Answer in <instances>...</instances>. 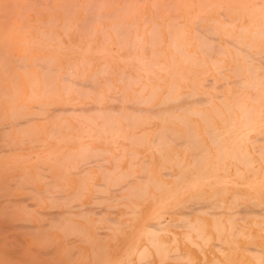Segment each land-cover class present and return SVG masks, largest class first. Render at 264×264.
Returning a JSON list of instances; mask_svg holds the SVG:
<instances>
[{
    "label": "rangeland",
    "instance_id": "rangeland-1",
    "mask_svg": "<svg viewBox=\"0 0 264 264\" xmlns=\"http://www.w3.org/2000/svg\"><path fill=\"white\" fill-rule=\"evenodd\" d=\"M14 1H15V4L18 3L19 1L23 2V4H22L23 6L26 4L30 5V9L34 10L37 14L38 13L39 14L38 15L35 14L34 11L31 12V10L28 11L29 8H27L26 9L27 11L25 10L24 11L25 13L23 15V13H21V12H23L22 8L24 9V7L23 6L19 7L21 2H19L20 4H17L15 6ZM32 1H34V0H32ZM32 1H30V0H27V1L26 0H0V29H1L0 32L2 33L0 35V43L2 42L1 44L3 46H5L3 48L6 49L8 54H10L11 59H12V66H13L12 69L15 70V72H17V74L15 75L17 77H11L10 76V77L5 78L2 73L0 74V83H1L0 88L2 87L0 90H1V92H2V90H4V92L11 94V95L15 94V101L16 102L14 101V106L23 105V107H25L27 109V111L30 112V116L34 115L33 116L34 117L33 120H34V124H35L34 129H36V131H39L41 133L42 140H31L32 141L31 142L30 140L27 139V137L24 133H23V135H21L22 132H18V134L16 133V131L13 132V136L15 137V139H18V140L23 139V141H20V142L16 141V142H18L17 148L21 149V150H17L16 153H21L25 157L24 161L22 163H19V164L26 167L25 171H27L29 176H31V178L34 179V181L31 182L32 179L28 178V182H27V183H30L31 185H33L34 187L27 185L24 190L18 191L19 190L18 189L15 191V193H19V194L23 195L24 197L29 194L28 196L33 197L31 199H29L28 196H27L28 198L25 197L26 198L25 200H27L29 202V204H28V202H25L26 205H28L27 207H29L25 211V214L28 217L29 216L31 217L32 220H30V221H32V225L43 226V224H44L43 232L44 231L45 232L47 231L46 233L49 232L48 234H46L47 238H50L53 240V241L51 240L52 242L50 241L51 244L57 245L58 254L56 256L59 255L57 257L59 262L63 261L65 263V260L67 259L66 256H68V254L66 253V250L68 252L67 248H68V245L70 244L69 247L73 248L72 250H74V248L77 247V248H75L74 252H76V254L78 256H76V254L73 252V255L75 254L74 255L75 258L73 260L74 264H80V263L81 264H92V262H93L92 261L93 260V258H92L93 251L91 249V244H92L93 240L91 241L90 239L93 236L97 237L99 235H100L101 240L103 242L102 245H104L105 247L108 248V257L110 258V260L115 261L116 259H118L119 255L124 252V250H127L133 246L140 247L141 246L140 242H141V240L144 239L143 233H141V232H143V230L145 228H147L148 226L156 224L158 222V220L156 218L158 216V214L162 213V216H163V213H164V216L163 217L161 216V220L165 218L163 220V221H165V222H163V225L166 222L168 223V225L166 223L167 226L166 225L162 226L163 231H162L161 236H162V238H164L168 241H171V242L175 241V239H176L177 241H175L176 244H174V245H176V249L178 248L177 251L181 250L180 252L185 253L184 254L185 259L184 258H182V259L181 258H179V259H176V258L173 259L172 258L173 260H175V261H173L170 258V259H167L166 262H164V261L160 262L161 258L158 257L156 253H153L151 255L152 256L151 262H150L151 264H160V263L161 264H202L203 262H204V264H214V262H215L214 260H217L215 264H220L218 261H220L221 264H253L252 259L249 258V252L246 251L247 247H249V248H260L261 250L264 249V231H262L260 228V222H262V223L264 222V211H263V209H264V207H263V204H264V178H263V176H264V153H262L264 151L259 150L261 152L259 154L258 153L259 151H257V149H253V147H256V145H257V147H259V149L264 148V139L262 140V142L256 141V142H258V144L256 142H254V140H256L258 138V136L261 137L264 134V130H262V129L249 130V137L242 140L241 142H239L238 145H235L236 144L235 139L231 138V133L229 132V131H231V128L228 129V127L222 122V119L225 118V114L220 113L219 110L218 111L210 110L209 104H210V102L218 104L219 98L216 97L217 96L216 94H220V95L226 94L228 92L227 88L229 86H232L231 84H232V79H233V75L230 72V68H231V65L233 63L229 59L230 58L229 54L231 53V49H230L231 46L224 45L225 43H228L227 40H231V37H227V36L220 37L219 32L223 31V29H224L223 26L226 23H228L226 21H228V20L231 21L234 18H240V17H244V16H248V15H249V31H253V30L258 31V29L255 28L256 26L252 20H253V18H255L257 16H262V17H259V19L260 18L264 19V15H261V14H264V6H263L264 0H239V1L238 0H231V1L230 0H181V1L180 0H155V1H158L155 3H153L154 0H132L131 1L132 6L130 4L131 10L128 11L126 8H124V9H126L125 11H127L129 14H127V12L123 11L124 10L123 7L124 6L127 7L126 3H129V0H125L126 2L124 0H118V2L116 1V3L109 6L108 8L101 7L102 10H100L99 8L97 10H95L97 8L95 6L99 5V3L100 4H103V3L106 4V2L110 4V3L114 2V0H109V1L108 0H79L81 5H78V7L76 5V4H79V2L78 3L76 2L77 0H70V1L67 0L66 8H64L65 10L61 9V8L59 9V7L66 0H36L39 3L47 4L48 9H45L46 8L45 4H43V8H42V6H40V4L38 6L31 7ZM72 1H73V3H71ZM88 1H89V3H87ZM38 2H35V3L38 4ZM201 2H203V3H201ZM205 2H207V3H205ZM48 3H50V4H48ZM86 3H87V5H86ZM260 3H262V4H260ZM32 4H33V2H32ZM155 4H156V6L158 5L157 8H156ZM203 4H205V5H203ZM28 5H27V7H29ZM173 5H175L176 7L173 8ZM257 5H259L260 7ZM10 6H15V7L10 8ZM50 6H53L52 7L53 9ZM85 6H86V8H85ZM100 6H98V7H100ZM64 7H65V5H64ZM104 7H107V6H104ZM134 7L136 10H134ZM171 7H172V9H171ZM12 8L16 9V12L12 11ZM74 8H76V9H74ZM9 9H11V11ZM170 9H171V11H169ZM232 9H234V10H232ZM17 11L19 12V14ZM65 11L66 12L68 11V12L66 13ZM95 11L96 12L99 11L100 15L103 13L106 14L107 12L111 11V12H114L115 16L114 17H112V16L107 17L108 16L107 15L105 17V15H102L100 17V15L97 14L98 12L96 13ZM75 12L77 15L72 16V14H74ZM69 13L70 14L72 13V14L70 15ZM107 14H109V13H107ZM170 14L172 17L170 16ZM64 15H66V16L68 15V17L65 16V19H64ZM88 15H90L91 20H93V24L91 25L92 28L90 27V24L92 23V21L89 20L90 18H88L89 17ZM155 15L157 17H155ZM173 15H175V16H173ZM27 16H28V18H27ZM220 16H222V17H220ZM54 17H56L55 18L56 23H54V26H51L50 24H48V23H50L48 21L49 20L51 21L52 18L54 19ZM86 17L88 18L87 20L91 21V22L85 21ZM98 17H99V19H98ZM67 18H70L69 20H71V22H70L71 24L68 23L71 26V28L68 26L70 28L68 30L69 33L67 32V29L65 28V26H64V28L62 27ZM100 18L105 19V20H102L103 23L102 22L100 23V20H101ZM154 18L156 20H154ZM173 18H174V20H173ZM205 18H207V19H205ZM197 19L201 20L200 24H198V22H196ZM255 19H257V18H255ZM19 20H21V21H19ZM80 20L85 21L86 23H82V22L77 23ZM212 20H214V21H212ZM22 21H24V23ZM155 21L157 22L158 27L155 25V23H156ZM173 21H174V23H173ZM27 22L29 23V26L25 28V23H27ZM43 22H47V25L43 24ZM238 22H241V21L238 20ZM28 23H27V25H28ZM88 23H90V24H88ZM255 23L258 24L257 21H255ZM7 24H9V27H7ZM116 24L118 25V28H119V26H121L120 28H122V29L124 28V30L122 31V29H121L122 32L121 31L118 32V30H120V29H118L116 27V29H113L116 32V35H115V32L113 30H111L112 27H109V26H112V25L117 26ZM4 25H6V26H4ZM198 25L201 26L200 27V29L202 28L201 31H199V27H197ZM252 25H254L255 27ZM78 26L82 27V28H80L82 31L76 30V29H79ZM102 26H103V29H105L104 32L102 31L103 30ZM133 26L137 27V30H136L137 33L135 32L136 28H134ZM5 27H7V28H5ZM23 27L25 29H23ZM52 27L54 29L55 37H56V34H59L58 36H60L61 39H60V37H58V38L56 37L54 40L55 43L53 41H49V40L46 41L45 39H39L41 29H45L46 31H48V29H50ZM182 27H183V29H182ZM209 27H211V28L208 31L207 29ZM62 28H63V30L66 29L65 30L66 33H64ZM4 29H6V30H4ZM7 29L11 30L12 33L10 35H9L10 31L8 32ZM195 29L199 33L201 32V36L199 34L197 35L198 32H196ZM210 30L212 32H210ZM259 30L264 31V27L260 28ZM15 31H17V32H15ZM94 32H95V34H94ZM105 32L107 34H109L110 38H107V34ZM208 32H210L211 34L210 33L208 34ZM135 33H136V35H135ZM170 33L173 36H171ZM202 33H203V35L204 34L208 35L207 37L209 39L212 36H214L215 39L214 38L213 39L211 38V40L208 39L210 41V44L211 43L213 45L219 44L217 46V48H219V49L221 48V49L220 50H217V48L212 49L213 45H211L212 46L211 52L210 51L207 52V53H209L208 55H206V53L203 54V52H204L203 50H202L203 52L202 51L198 52L196 50L197 54L194 56L191 55V57L187 56L185 54V51L183 53L181 52V54H180V52H175L172 50L171 44H172L174 39L179 40L182 43L183 41H186V38L192 39L194 37L193 40L197 41V39H199V38H197V37L195 38V36H199V37L203 38L204 36H202ZM6 34H7V36H6ZM66 34H67V36H69L68 38H67ZM103 34L106 36V37L105 36L104 37L107 38L105 40H108V43L106 41H104ZM20 35H21V37H20ZM210 35H212V36L210 37ZM80 36H81V38H80ZM129 36H130V39H129ZM135 36H137V37H135ZM118 38H121L120 43L124 45L123 46L124 49L123 48L121 49L122 45L119 44ZM122 38H123V40H122ZM127 38L130 41V44L132 42L134 43V41H135L134 44L136 45V47L133 43L131 46L128 43L129 41L127 40ZM124 39H125V42L127 44H125ZM109 40H111V42H109ZM214 40H217V41H215L216 43H213ZM21 41H23V42H21ZM57 41H59L58 44H56ZM24 42H26V43H24ZM31 42H32V44H31ZM89 42H91V43H89ZM222 43H224V44H222ZM9 44H10V47H9ZM2 45H1V47H2ZM6 45L8 47H6ZM43 45L45 47H42ZM62 45H64V47ZM119 45H121V46H119ZM104 46L106 47V50H105ZM128 46L129 47L131 46V50H129L130 48ZM28 47H30V48H28ZM214 47H216V46H214ZM28 49H30V51H27ZM188 49H190V48L188 47ZM193 49H196V48H193ZM99 50H101V51H99ZM213 50H215V51H213ZM263 50H264V46H258V48L254 47V46H249V51H250L249 62L251 60V62L249 63V66L250 65H257L258 66L257 70H259V71H264V60H263L264 57H261V54L264 53ZM130 52L131 53L133 52L132 53L133 55L130 54ZM214 52H216V53H214ZM134 53H135V55H134ZM219 53H221V54L219 55ZM258 53H259V55H256ZM184 54L186 55V57ZM157 55L160 58L156 57ZM53 56L56 58L55 63L53 62L54 61ZM14 57H20V58H18L19 64L15 63V61L13 60ZM131 57H132V59H131ZM183 57H185V58H183ZM21 58H24L25 60H22L23 62H20ZM38 58H39V60H38ZM49 58H51L50 60H52V61L48 60ZM128 58H130V59H128ZM252 58H253V60H252ZM16 59L17 58H15V60ZM43 59H45V60H43ZM42 60L45 62L48 60L46 62V66L44 65L45 63ZM217 60L221 63H219ZM24 61H26L27 64L29 63L30 66L23 64ZM33 61L35 62L37 68L35 66H33ZM36 61L37 62L40 61V63L42 62L41 64L44 63L43 64L44 66L41 65V67L39 68L40 64L39 63L37 64ZM49 61H50V63L52 62L51 65L47 64V63H49ZM156 61H157V63H155ZM173 61H174V63H172ZM150 62H151V65L149 66ZM175 62H176V64H175ZM193 62H195L196 65ZM261 62H263V63H261ZM21 63H22V65L20 66ZM84 63H85V65H84ZM192 63L194 65H192ZM173 64H175V67ZM215 64L217 66H215ZM0 65H2L1 61H0ZM15 65L20 66L23 70H21V68H19V67L17 68ZM42 66L45 68H43ZM48 66H51V68L54 67L53 69L55 71L57 68V70L59 71V72L53 71L54 75L57 76V80L55 83L59 87L60 92H62L66 96H65V99H60L57 101L56 100H54V101L50 100L49 102H50L51 107L48 105L44 106V107H40V106H42L41 100L42 99L44 100L45 95L47 94L46 88L48 86L45 87V85H44L45 83L43 84V81L45 82V80H47V77L43 76L42 74L45 75L47 70L50 68ZM102 66H105V67H103V68H106L105 70H107V66H108V70L107 71L103 70ZM46 67H48V69H46ZM168 67H169V69H168ZM1 68H2V66H0V70H1ZM83 68L85 69V71L83 70ZM219 68L221 69V71L218 70ZM42 69L44 71L46 69V72H44ZM100 70H101V73H102V71L105 73L101 74ZM121 70H124L123 73H121ZM124 72H125V74L127 73L128 76L132 75L133 76L132 78L134 80L131 79L130 77L127 78V74L124 75ZM95 73L97 75H95L96 77L95 76L93 77L92 75H94ZM65 74H66V76L71 75L72 76L71 79L73 80V82L71 81V79L69 77L63 76ZM129 74H131V75H129ZM196 74H198L199 76ZM221 74H222V76H221ZM46 75H47V73H46ZM80 75H82V76H80ZM43 77H45L44 80H43ZM62 77H63V79H62ZM92 77H93V79L95 78L94 79L95 83L93 82L95 88H94V86H92L93 83H91V81H93V79H90V78H92ZM222 77L224 80L228 81V83H226V81L222 80ZM96 78H97V81H96ZM135 78H137V80L139 79L138 80L139 82ZM206 78H211V79L215 78L214 79L215 82H212V81L207 82ZM65 79L69 80V82H70L69 85H68V81H66ZM128 79H131V80L128 81ZM150 79H151V81H150ZM63 80H65L66 82ZM86 80H89L90 82L87 81L88 82V84H87V82H85ZM123 80H125V81H123ZM76 81L77 82L80 81V83L82 81H84V83L82 82L80 85H85V83H86L87 87L86 86L85 87L75 86ZM13 82H14V84L12 86ZM107 82L110 84V86L108 85ZM122 82L123 83L126 82L127 84L126 83L123 84ZM28 83L30 84L31 87L29 86ZM89 83H91L90 85L92 87V89H91L89 86L90 90L88 89ZM134 84H136V85L134 86ZM62 85L63 86H69L70 88L69 87L63 88ZM128 85L129 86L131 85L129 89H127L129 87ZM216 85H221V86H218L219 87L218 88ZM74 86H75V88H74ZM123 86L126 88H124ZM13 87L15 89H13ZM44 88H45V90H44ZM82 88H83V90H82ZM75 89H77V90H75ZM78 89L79 90L81 89L83 91V93L86 92V90H88L87 92L90 91V93H94V92L95 93H94V95L88 93L89 98H86L85 96L81 95L82 91H79ZM14 90H15V92H14ZM66 90H68L70 92H68V91L66 92ZM77 91H79V92H77ZM96 91H97V93H96ZM143 91H145V92L143 93ZM194 91H195V93H194ZM254 91H255L254 89L249 88V96L255 95L257 93V91H255V93H254ZM218 92H220V93H218ZM41 93H44V95ZM78 93H79V95H78ZM119 93H121L120 94L121 97H120ZM203 93H205V94H203ZM33 94L34 95L36 94V95L34 96ZM84 94H87V93H84ZM110 94H112L113 98L109 97ZM137 94H139V96ZM184 94L186 96L185 98H184ZM80 95L82 97H79ZM95 95H96V97H95ZM99 95H101V97ZM114 95L117 97H120L122 102L120 99H119V101L116 100ZM205 95L207 96V98L208 97H210V98H208L207 100L203 99L202 96L206 97ZM33 96H34V98H32ZM147 96L148 97L151 96V97L147 98ZM182 96H183V98H182ZM0 97H1V101H2L4 109L9 110V108H8V107H10L9 103L6 101V99L2 98V93H0ZM41 97H43V98H41ZM97 98H99V99L97 100ZM164 99H165V101H164ZM171 99H172V101H174L173 103H172V101L170 102ZM148 100L150 103L148 102ZM201 100H205V101L203 102ZM99 101H100V103H98ZM135 101L137 102V104ZM45 102H46V100H45ZM130 102L133 104H131ZM168 102H170L169 103L170 105L168 104ZM38 103H40V104L37 105ZM116 103H118V105H116ZM127 103L129 106L127 105ZM82 104L85 105V107ZM89 104L90 105L92 104V105L89 106ZM97 105L100 107H98ZM32 106H33V108H32ZM36 106H38L37 109L35 108ZM92 106H94V107L92 108ZM57 107L61 110H64V109L65 110L61 111L62 116H61L60 112H59L60 115H58V113H57L58 111L54 112V114L52 113V115H54L53 117L57 116V117H59V119H57L55 117V119H53L54 121L53 120L51 121L50 119H52L53 117L51 118L50 113L52 112L53 108H57ZM41 108H43V109L45 108L44 111L41 112L40 110H43ZM104 108H106L108 110L110 108L111 109L108 111ZM113 108H115V110H112ZM66 109L67 110L69 109V110L67 111ZM77 109L80 111H78ZM98 109H99V112L97 113ZM117 109L119 111H117ZM122 109H123V111H122ZM140 109H141V112H140ZM184 109H185V111H183ZM197 109L199 110L198 112L201 114L200 116L194 113V111L196 113H198ZM93 110L95 111L94 113H93ZM187 110L190 113H187ZM65 111H67L68 113L71 112V114L69 113V115H67L68 113H66ZM90 111L92 113H90ZM100 111H101V113H100ZM110 111H112L114 113L113 114H112V112L108 113ZM151 111H152V113H151ZM43 112L45 113V115L47 117L44 115ZM160 112H161V114H160ZM103 113H104V116L102 117ZM129 113H130V116L132 115L131 117H133L134 120H132V118L130 116H129L130 118L127 116V115H129ZM75 114H77V115H75ZM80 114H82V115H80ZM109 114H111V116L113 115L112 120L116 121V123H114V125L110 122H108V125H107V123H104L108 119L109 120L111 119ZM118 114L119 115L121 114V116L122 115L123 116L122 117L118 116ZM139 114L142 117H140ZM97 115H99V116H97ZM175 115H177V116L175 117ZM180 115L181 116L183 115V116L180 117ZM83 116L87 120L84 119ZM125 116H127V117L124 120ZM155 116L157 118H154ZM35 117H36V119H35ZM104 117H105V119H104ZM205 117H207V118H205ZM39 118H41V119H39ZM89 118H91V119L94 118L92 120V122L95 121L96 124L89 122L91 120V119L89 120ZM63 119L65 121H63L62 124H60L59 121H62ZM181 119H184V121H182ZM205 119H207V122ZM127 121H130V122L127 123ZM131 121H133V124ZM135 121H137V122H135ZM186 121L189 124L188 126H187V123H185ZM52 122H53V124L55 123L54 125L56 127H54V125H53V127L51 128ZM66 122H67V124H66ZM81 122H83V123H81ZM184 123L186 124L187 127L185 126ZM109 124L111 127L109 126ZM118 124H119V126H118ZM206 124H208V126L210 125L212 129H208L209 127ZM62 125H64L65 129L67 128V126H70V127H72V130H70L71 128L68 127L69 129L67 128L68 129V131H67L63 128ZM83 127H84V129H87V130L85 131L83 129ZM88 127H90V129ZM101 127H103V128H101ZM55 128H56V131L58 130L57 134H56ZM112 128H114L113 129L114 131L112 130ZM81 129H83V130L81 131ZM102 129H105V131ZM161 129L163 131L168 129V130H170V131H167L168 133L173 131V133L177 137L179 136L177 141L175 140L176 143L174 142V140L173 141H170V140L173 138H177V137L175 135H173V133H169V134L167 133L168 134L167 137L169 135H171L172 138L171 137L167 138V140H166L167 142L164 143L165 146L163 143L160 144V137H159L160 135L158 134V132ZM213 129H215V132ZM227 129H228V132H227ZM210 130H213L214 133L218 132L217 133V134H219L218 138H217V136H214L213 132L211 133ZM103 131L105 132V134ZM163 131H160V132L163 134ZM175 131H176V133H175ZM187 131H190V134H192V135H190ZM99 132H102V133H99ZM179 133H180V135H179ZM187 133H188V137L190 139H192L191 143L188 141L189 138L187 137ZM261 133H262V135H261ZM53 134L59 135V136H54ZM61 134L63 136H61ZM70 134H72L73 136H71ZM114 134L115 135L118 134V136L116 135L117 137L116 136L114 137L113 136ZM189 135L193 136L194 139H195L194 135H197L195 142L193 141V138L190 137ZM133 136L137 140H133V139H135ZM212 136L216 137L217 139L216 138H215V140H214V138L212 139ZM51 137H53V138H51ZM91 137H93V138H91ZM96 137H98V139ZM132 137H133V139H132ZM155 137L157 139H155ZM179 138H180V140H179ZM75 139L79 140V141H76ZM82 139H84V140H82ZM128 139H130L131 141H129ZM155 140H157V142ZM181 140L186 141V144H183L184 141H181ZM217 140H218V142H216ZM258 140H260V139H258ZM28 141H30L32 144H30V142H28ZM99 141L101 143H98ZM154 141H155V143H154ZM178 141H181L182 143H180V142L179 143L183 144L184 147H181V145H179V144L178 145L180 147L178 145H176ZM196 141H198L199 146H197ZM219 141L221 143H219ZM211 142H214V143H211ZM217 143H219V144H217ZM166 144L168 147L166 146ZM195 144L197 147L201 146L203 148L202 149L200 147L202 149L201 153H199L201 150L200 148L194 147ZM219 145H221V146H219ZM81 146L85 147L89 152V155L85 159L78 158L77 160L73 161L72 158L69 157L68 160H66V156H70V155L73 156L74 153H77L82 148ZM237 146H238V149L240 151H242L244 153L245 152L249 153V158L246 159L248 161L249 160L251 161V162L249 161L250 163L248 162L249 165L246 164L247 161H245V159H243L244 157L241 158L239 156L235 160L234 157H231L229 155L231 152H233V150ZM164 147H166V149H164ZM71 148L73 150L77 148V151H75V150L73 151ZM161 149H162V152H161ZM196 149L197 150L200 149L198 151V154H196V152H197ZM217 149H219V151L220 150L221 151L218 152ZM100 150L102 152H103V150H105L104 151L105 153L104 152L102 153ZM22 151H23V153H22ZM95 151H97L98 153H96ZM223 151L225 152L224 153L225 155L222 154ZM25 152H27V153H25ZM47 152L48 153L50 152V154L53 153V155L55 152L58 155L55 154L56 156L55 155L52 156V155H49ZM93 152H94V156H93ZM36 153H37V155H36ZM219 153H220V155H218ZM31 154H33V155H31ZM96 154H97V157L99 159L96 157ZM99 154L101 156H99ZM25 155H31V156H25ZM102 155L105 158L104 165H103V162H102V164H100V162L104 160V158H103V160L100 158V157H102ZM197 155H199V157ZM47 156H51L53 158H49ZM191 156H193V157H191ZM200 156H201V158H200ZM13 157H12V161L17 160V158H13ZM15 157H16V155H15ZM115 157L117 159L119 157H121L122 160L119 158L120 161H119V159H118V161H117V159L115 161V159H114ZM164 157L166 160L164 159ZM54 158H57V160L59 162ZM96 158H97L99 163L95 162ZM37 159H39V160H37ZM41 159H43V161ZM44 159H46V160H44ZM93 159H95V160L93 161ZM100 159H101V161H99ZM108 159H109V161H108V163H106L107 162L106 160H108ZM242 159H243V161H242ZM53 160H55V162H54L55 164L53 163ZM82 160H86V161H84L85 163H83ZM143 160H144V163L141 162ZM146 160H148V161H146ZM177 160L179 163L177 162ZM238 160L241 163L242 162H244V163H242V164L240 162L238 163ZM60 161H62V162L64 161L65 163L64 162L62 163ZM66 161H67V163H66ZM194 161L198 165L196 163L193 164ZM37 162L40 164H37ZM81 162L83 164H81ZM71 163L74 164V167H72ZM114 163H115V165H114ZM117 163L120 164L121 168L119 167V165ZM147 163H149L148 167H147ZM175 163H177L178 165ZM65 164L67 166H65ZM80 164L84 167H81ZM85 164L87 167H85ZM99 164H100V168H99ZM101 165H103L104 169H103V167H101ZM194 165H195V167L198 166V168L195 169L193 167ZM246 165H248L249 167H247ZM40 166H41L42 170L39 169ZM48 167H50V168H48ZM204 167L206 168V170ZM73 168H75V170H73ZM235 169H238V170H235ZM18 170L20 171V169H18ZM18 170L14 171V172L17 173V172H19ZM142 170H144L146 172H144V171L142 172ZM224 170L226 172H224ZM38 171H39V173L37 174V176H38V178H37L36 173ZM69 171H71V172H69ZM81 171H82V173H84L86 171L85 172L86 174L82 175ZM110 171H112V172H110ZM251 171H253V172H251ZM122 172H123V174H119ZM131 172H134V173H131ZM249 172L254 173L255 176L250 175L251 173L248 174ZM128 173H129V175H127ZM163 173H168L170 175L167 174L168 175L167 176V175H164ZM60 174H62V175H60ZM103 174H104V178L102 176ZM106 174H109V175H107L109 177H106ZM132 174H133V177H132ZM171 174H173L175 176H172ZM124 175H125V177H124ZM144 175H146V176H144ZM202 175L205 178L204 177L202 178ZM45 176H46V178H45L46 181H48L46 183L43 182V181H45L43 179ZM116 176L117 177L122 176L124 179L122 177L117 178ZM215 176L217 178H213ZM251 176H252V178H251ZM40 177L41 178L43 177V178L41 179ZM47 177H48V179H47ZM140 177L144 179V181L142 183H141V181L143 179H141ZM174 177H176L177 179L182 178L183 181H181V179H180L178 182V180ZM39 178L41 180H39ZM51 178H52V180H51ZM55 178H57L56 179L57 183L53 181V179L55 180ZM102 178H103V180H102ZM113 179H114V181H113ZM207 179H208V181H207ZM209 179H210V181H209ZM254 179H256V180H254ZM94 180H96V181H94ZM117 180H118V183L115 182ZM69 181H71V182L69 183ZM107 181H109V182H107ZM146 181H147V183L150 182L149 185L146 183ZM51 182L53 183V185L54 184L59 185L57 190L53 185H52L53 189L51 190V184H52ZM131 182H132V184H131ZM144 182H145V184H144ZM201 182H203V183L201 184ZM45 184L47 185V187H45ZM48 184L50 185V187H48ZM82 184H84V186ZM122 184H123V186H122ZM127 184H128V186H127ZM195 184H197V186H194ZM130 185L132 187L134 186L133 188L135 189V193H136V191H138L140 189H141V191L136 193V194L131 193V191L133 192L134 189ZM144 185H145V188H144ZM181 185L182 186L184 185L183 186L184 188ZM28 186H30L29 189H28ZM63 186H65V187H63ZM96 186L98 188L101 186L100 188L104 189L106 196L104 194V191L103 190L99 191L100 189L98 190V188ZM119 186H120V188H119ZM121 186H122V188H121ZM125 186H127L126 188H128L127 189L128 192H127V190H124L125 188L123 189V187H125ZM190 186H192V187H190ZM59 187H60V190H58ZM154 187H155V189H154ZM31 188H32V190H31ZM33 188L37 189L38 193H37V191L33 190ZM48 188L51 191H49ZM158 188H160V189H158ZM217 188L219 189L217 191H219L220 194H215L217 192L216 191ZM223 188L225 191L223 190ZM44 189L48 190L49 192L44 191ZM121 189H123L124 192H123V190L121 192ZM63 190H65L66 193L65 192L62 193ZM143 190L145 193H141ZM170 190L173 191L174 193L171 192ZM182 190L184 191V194H183ZM41 191H44L45 194L47 192L46 197L44 194H42ZM115 191H118L119 193L115 192ZM28 192H31V193H28ZM39 192H41V193H39ZM50 192H52V193L50 194ZM54 192L56 195H54ZM221 192H224V193H221ZM48 193L50 194L49 197H48ZM60 193H62L63 196L64 195L66 196V194H67L66 197L65 196L63 197L64 199H66L67 197H69V198L71 197L70 199L67 198L68 199V200L66 199L67 201H69L71 199H72L71 201H73V199H75L74 202H71L72 204H70L66 200H60V196H57V195H61V197H62V194H60ZM76 193H79V194H76ZM99 193H102V194H99ZM117 193L119 194L118 196L116 195ZM140 193L143 195H141V196L139 195V198H138V194H140ZM38 194H40V195L36 196ZM149 194H150V196H149ZM236 194H238V195H236ZM136 195H137V197H136ZM234 195H236V196H234ZM56 196H57V198L59 197V199L56 198L58 200V202L54 201V197H56ZM142 196H144V197H142ZM214 196H215V198H213ZM191 197L192 198L195 197V198H193L195 203L194 202L188 203V202H191L190 201V200H192ZM233 197H235L237 199L234 200L235 198L233 199ZM245 197L247 199H245ZM36 198L41 199V201L40 200L38 201ZM63 198H61V199H63ZM210 198L212 200H209ZM101 199L105 200L104 204H103V200H101ZM129 199H131V200H129ZM195 199L199 200V201H196ZM109 200H112V201H109ZM167 200H168V202H167ZM65 201L67 204L64 203ZM94 201H95V204H94ZM185 201H186V203H185ZM217 201L218 202L223 201L222 202L223 206L221 205L222 203H218L217 204L218 207H216ZM252 201H254L253 203L255 205L252 203ZM34 202H36V203H34ZM59 202H61V203H59ZM111 202H113V203H111ZM163 202H164V204H163ZM201 202H202V206L200 205V208L203 207L204 204L207 207L210 205V207L206 208V206H204L205 208L203 210H202V208L200 209L198 206ZM180 203H181V205L183 204L182 207H181ZM193 203L196 204L197 206L193 205ZM234 203H235V206H233ZM260 203H261V206L259 207ZM68 204H69V206H67ZM75 204H79L81 206L85 205V207L87 206L86 207L87 210L84 208V206L81 207V210L83 211V213H82L80 208H78L79 206L77 207V205H75ZM191 204H192V206H195L196 208L193 207V209H191ZM236 204L239 206H237ZM33 205H36V206H33ZM122 205H124V206H122ZM211 205H213V206L215 205V206L213 207ZM75 206L78 208L77 210H76ZM115 206H118V207H115ZM242 206L245 207L246 209L245 210L242 209L243 208ZM49 207H51L52 209H50ZM67 207H69L70 209L69 208L65 209ZM101 207H103V208H101ZM111 207H113V209L115 207L116 208L115 211ZM176 207H179V210H177L178 208L176 209ZM222 207H223V211H221ZM73 208H75V209L73 210ZM96 208L101 209L99 212L101 214H103L102 216H101V214L99 215ZM197 208H199L200 210L199 209L197 210ZM217 208H218V210H216ZM232 208H233V210H232ZM53 209H55V210L58 209V211H56V213L60 212L58 214V217L61 216V213L68 212V213H65L66 215H64L63 217L64 218L69 217L68 219L71 218L70 221L76 223L75 225L79 224L78 226H80V228H83V227L87 228V229H85V232H87V234L85 233L84 235L86 237L89 236L88 237L89 239L85 238L84 235H79V233H77L79 235L78 236L76 234V232H74L75 233L74 237H76V239L72 238L73 233H71L70 230L69 231L66 230L68 228L65 227V225H64L65 223H62L61 224L62 226L60 227V223L56 222V219H52L53 218L52 215L55 214V212H53ZM110 209H112L113 211ZM152 209H154V210H152ZM180 209H181V212H180ZM183 209L186 212V214H185V212L183 213ZM206 209H211V212L209 210H208V212H206ZM227 209L230 212L232 211L231 212L232 214L230 213L228 215ZM239 209L240 210L242 209V211L245 213L248 212L250 214L252 211L254 213L251 215H246L241 211V214H240V212H238V211H240ZM249 209H252V211L250 210L251 211L250 212ZM63 210H65V212ZM96 211L101 218H99V216H96L97 214L95 215ZM111 211L113 212V214H114V212L116 214L113 215L111 213ZM165 211H167V213ZM39 212L41 214H39ZM189 212H190V215H189ZM236 212H238V214ZM42 213H44V216ZM71 213L74 215L76 213L77 216L75 215V217H73ZM84 213H87L90 215L87 216V214L85 215ZM206 213L207 214L212 213L215 218L211 216L212 214L206 215ZM255 213H256V215H254ZM258 213H260L262 215H257ZM28 214H30V215H28ZM78 214H82V215H84V217L87 216V218L85 217L86 221L84 220L85 218L80 219L83 217H82V215L78 216ZM167 214H168V216H167ZM182 214H183V216H186V219H185V217L183 219ZM235 214H236V217L232 218V217H234L233 215H235ZM112 215L115 217V219L111 218ZM239 215L241 217H239ZM42 217H44V218L42 219ZM76 217H79V218H76ZM92 217H93V219H92ZM244 217L246 218V219H244V221H239L240 219L242 220V218H244ZM26 218L27 217H24L25 220H26ZM229 218L233 219L232 220L233 226H231L232 230L235 229L234 231H237V232H235V235H234L235 238L233 236L232 239H231V236H228V232H230V229H231L230 228L231 219H229ZM236 218L238 220H234ZM48 219L50 221H48ZM88 219H90V220H88ZM227 219H228V221L230 220V223H228ZM27 220H28V218H27ZM27 220H26V222H27ZM37 220H38V222H37ZM100 220H102V221H100ZM112 220H114V222L115 223L117 222L118 224L116 223V226H114L115 223H113ZM215 220L217 223H219V224H217L218 226L215 225V223H216ZM218 220L220 222H222V225L220 224V222ZM119 221H120V223H119ZM171 221H172V223L175 222V224H172ZM178 221L180 223L183 222L184 226L182 224L180 225V223H176ZM192 222L193 223L195 222L194 223L195 225L198 224L200 227L199 229L203 230L201 232V233H203L202 234L203 238L200 239L198 237L197 233L194 231L192 232V230L188 227V225H190ZM244 223H245V225H244ZM28 224H31V223L28 222ZM45 224H48L49 227L46 228L45 226H47V225H45ZM106 224L108 226H106ZM146 225H148V226H146ZM237 225H238V228L236 227ZM51 226L54 227V230H52L53 228L49 230V228ZM215 226L217 227L219 232L217 230H214ZM101 228H103V231H101V233L99 234ZM116 229H117V231H116ZM221 229H224V231L223 230L221 231ZM59 230L63 231V232L61 233ZM112 230L114 231V234L112 233ZM201 230H199V231H201ZM66 231L69 232V234ZM45 232L43 233V238L45 237L44 236ZM102 232L104 235L102 234ZM63 233H65L68 240L63 241V238H64ZM190 233L193 237V240L188 239V235ZM238 233L240 235H238ZM101 234L103 235V238H102ZM174 234H175V236H174ZM218 234L220 236V240H219ZM249 234H252L253 237L249 238ZM27 235H29V236H24V238H23V241H25L24 242L25 244L23 243L25 245V247L23 248V246H22V249H24L25 251L30 250V249L32 250V248H33V250L39 248L41 246V244H38V241H40V240L43 244L46 243V241H48L47 239H46V241H45V239H40L42 237L38 236V233L36 236H38L39 238L37 237V239L35 238L36 236L35 237L33 236V235H35L34 233L33 234L28 233ZM31 235H32V237H31ZM70 236L72 239H69ZM83 236H84V238H83ZM106 237H107V239H106ZM207 237H208V239H206ZM139 238H140V240H139ZM77 240L78 241L80 240V242L77 243ZM85 240H86V242H88V240H89V243L85 244ZM203 240L204 241L206 240V242H204ZM209 240H210V242H209ZM56 241H57V243H55ZM59 241H60L59 244H61L60 245L61 247H59V244H58ZM65 241H67V242H65ZM68 241H70V242H68ZM220 241H222L224 244H220L221 243ZM194 242H195V244H194ZM74 244H75V247H72L71 245L74 246ZM198 245H200V246H198ZM216 245H219L218 248H216ZM63 248H64V250H63ZM76 249L78 251H76ZM237 249H238V253L236 252ZM63 251H65V252H63ZM80 252H82V253H80ZM80 254H83L84 256L82 255L83 257H81ZM187 256L189 257V259ZM86 258H88V259H86ZM179 260H180V262H179ZM182 261H184V262H182ZM188 261H191V262H188ZM1 264H3V263H1Z\"/></svg>",
    "mask_w": 264,
    "mask_h": 264
},
{
    "label": "bare ground",
    "instance_id": "bare-ground-1",
    "mask_svg": "<svg viewBox=\"0 0 264 264\" xmlns=\"http://www.w3.org/2000/svg\"><path fill=\"white\" fill-rule=\"evenodd\" d=\"M27 1V0H26ZM30 1H32V0H30ZM70 1V0H69ZM109 1V0H108ZM116 1L118 2V0H114V2H112V3H107L106 1V4H100L99 3V5H97V6H95V7H97L95 10H97L98 8L100 9V10H102L101 9V7H103V8H108L109 6H111V5H113L114 3H116ZM125 1V0H124ZM131 1L132 0H129V3H126L127 4V7L126 6H124L123 7V9L124 8H126L128 11H130L131 9H130V4H131ZM181 1V0H180ZM231 1V0H230ZM239 1V0H238ZM19 2H21V1H19ZM16 3L15 4V1H14V4H15V6L17 5V4H20V3ZM33 2V4L35 3V2H38V1H36V0H34V1H32ZM32 2H31V7H33V6H38L39 4H40V6H42V8H43V4H45V3H39L38 2V4L37 3H35L34 5L32 4ZM77 3L79 2V0H77L76 1ZM126 2V1H125ZM155 2H158V1H153V3H155ZM257 2V1H256ZM261 2V1H260ZM66 3H67V0L63 3L64 5H65V7H64V5L63 4H61L60 5V7H59V9L61 8V9H64V8H66ZM71 3H73V1L71 2ZM87 3H89V1L87 2ZM87 3H86V5H87ZM92 3V2H91ZM96 3V2H95ZM201 3H203V2H201ZM205 3H207V2H205ZM23 2H21V4H20V6L19 7H22L23 5ZM48 4H50V3H48ZM76 4V3H75ZM260 4H262V3H260ZM259 4V5H260ZM264 4V3H263ZM27 5L28 4H26V5H24L23 7H24V9L22 8V11L23 12H21V13H23V15H24V11L27 9V8H29V10L28 11H30L31 9H30V5H28L29 7H27ZM46 5V8L45 9H48L47 8V4H45ZM52 5V4H51ZM74 5V4H73ZM77 5V7H78V5H81V3L79 2V4H76ZM89 5V4H88ZM101 5V6H100ZM167 5V4H166ZM176 5V4H175ZM175 5H173V8L174 7H176ZM203 5H205V4H203ZM259 5H257V6H259ZM15 6H10V8L11 7H15ZM26 6V7H25ZM63 6V7H62ZM98 6H100V7H98ZM104 6H107V7H104ZM131 6H132V4H131ZM154 6V5H153ZM155 6H156V4H155ZM202 6V5H201ZM264 6V5H263ZM51 8L53 7V6H50ZM76 7V8H77ZM94 7V6H93ZM118 7V6H117ZM120 7V6H119ZM129 7V8H128ZM158 7V5L156 6V8ZM260 7V6H259ZM12 8V11H15L16 12V9H13ZM36 8V7H35ZM76 8H74V9H76ZM85 8H86V6H85ZM133 8V7H132ZM168 8V7H167ZM178 8V7H177ZM180 8V7H179ZM256 8V7H255ZM19 9V8H18ZM50 9V8H49ZM53 9V8H52ZM51 9V10H52ZM73 9V8H72ZM126 9H124L123 11H125ZM171 9H172V7H171ZM171 9L169 10V11H171ZM257 9V8H256ZM10 11H11V9H9ZM65 10V9H64ZM99 10V11H100ZM134 10H136L135 9V7H134ZM176 10V9H175ZM232 10H234V9H232ZM27 11V10H26ZM32 11H34V10H31V12ZM53 11V10H52ZM75 11V10H74ZM99 11H95L97 14H99ZM173 11V10H172ZM18 12V11H17ZM38 12V11H37ZM66 12V11H65ZM68 12V11H67ZM66 12V13H67ZM125 12H127V11H125ZM132 12V11H131ZM140 12V11H139ZM12 13V12H11ZM34 13L35 14H37L35 11H34ZM107 13H109V14H107ZM106 14L105 13H103V14H99L100 15V17L102 16V15H105V17L107 16V17H114L115 16V14H114V12H107ZM113 13V14H112ZM171 13V12H170ZM202 13V12H201ZM16 14V13H15ZM18 14H19V12H18ZM39 14V13H38ZM37 14V15H38ZM41 14V13H40ZM54 14V13H53ZM70 14V13H69ZM72 14V13H71ZM70 14V15H71ZM96 14V15H97ZM111 14V15H110ZM127 14H129L128 12H127ZM172 14V13H171ZM171 14H170V16H171ZM73 15H77L76 14V12L74 13V14H72V16ZM110 15V16H109ZM261 15H264V14H261ZM40 16V15H39ZM54 16V15H53ZM65 16L66 15H64V19H65ZM89 17L88 18H90V15H88ZM173 16H175V15H173ZM223 16V15H222ZM222 16H220V17H222ZM66 17H68V15L66 16ZM147 17V16H146ZM155 17H157L156 15H155ZM172 17V16H171ZM180 17V16H179ZM259 17H262V16H257V17H255V18H257V19H255V18H253V23L255 24V26L254 25H252V26H254L255 28H257L258 29V31L257 30H253V31H249V15L248 16H244V17H240V18H234V19H232L231 21H229L227 18V20L228 21H226V22H228V23H226L223 27H224V29H223V31H221V32H219V34H220V37H225V36H227V37H231V40H227V42L228 43H222V44H224V45H229V46H231V53L229 54V59H230V61H232V65H231V68H230V72L232 73V75H233V79H232V86H229L227 89H228V92L226 93V94H222V95H220V94H216L217 96L216 97H218L219 98V101H218V104H215V103H212V102H210V104H209V109L210 110H215V111H218L219 110V112L220 113H224L225 114V118L224 119H222V122L228 127V129H230L231 128V131H229L230 133H231V138H233V139H235V145H238L239 144V142H241L242 140H244V139H246V138H248L249 137V130H252V129H262V130H264V71H259V70H257V65H250L249 66V63L251 62V60H250V62H249V53H250V51H249V46H254V47H257L258 48V46H264V31H262V30H259L260 28H262V27H264V19L263 18H260L259 19ZM27 18H28V16H27ZM55 18L56 17H54V19L52 18V20L50 21H48V22H50V23H48V24H50L51 26H54V23H56V20H55ZM71 18V17H70ZM70 18H67L66 19V21L64 22V24H63V28H64V26H65V28L67 29V32L69 33V29L71 28V26L68 24V23H70L71 22V20H69ZM87 17H86V20L85 21H87V22H91L92 21V23L90 24V23H88V24H90V27H91V25L93 24V20H91V18L89 19V20H91V21H88L87 19H88ZM148 18V17H147ZM175 18V17H174ZM174 18H173V20H174ZM51 19V18H50ZM95 19V18H94ZM98 19H99V17H98ZM101 20H100V23L102 22V20H105V19H103V18H100ZM149 19V18H148ZM176 19V18H175ZM205 19H207V18H205ZM28 20V19H27ZM73 20V19H72ZM154 20H156L155 18H154ZM238 20H240L241 22H238ZM19 21H21V20H19ZM85 21H78L77 23H79V22H82V23H86ZM99 21V20H98ZM151 21V20H150ZM200 21L201 20H198L197 19V21L196 22H198V24H200ZM212 21H214V20H212ZM255 21H257L258 22V24H256L255 23ZM12 22V21H11ZM23 23H24V21H22ZM156 22V21H155ZM154 22V23H155ZM178 22V21H177ZM28 23V22H27ZM27 23H25V28L26 27H28L29 26V23H28V25H27ZM103 23V22H102ZM173 23H174V21H173ZM172 23V24H173ZM13 24V23H12ZM43 24H45V25H47V22H43ZM71 24V23H70ZM27 25V26H26ZM117 25V24H116ZM155 25L157 26L158 24H157V22L155 23ZM161 25V24H160ZM174 25V24H173ZM4 26H6V25H4ZM70 28H69V27ZM104 26V25H103ZM103 26H102V29H103ZM114 26V27H113ZM154 26V25H153ZM155 26V27H156ZM181 26V25H180ZM7 27H9V24H7ZM7 27H5V28H7ZM13 27V26H12ZM18 27V26H17ZM109 27H112L111 28V30H113V29H116V27L118 28V25L117 26H115V25H112V26H109ZM121 26H119V28L118 29H120V30H118V32H120L121 31V29L122 28H120ZM123 27V26H122ZM134 28H136L135 29V32H136V30H137V27H135V26H133ZM158 27V26H157ZM197 27H199V31H201V29H200V27L201 26H197ZM11 28V27H10ZM9 28V29H10ZM24 27H23V29H25ZM63 28H62V30H63ZM77 28V27H76ZM78 28L79 29H76L77 31L78 30H81L80 28H82L81 26L79 27L78 26ZM92 28V27H91ZM205 28V27H204ZM211 27H209L207 30L209 31V29H210ZM214 28V27H213ZM9 29H7L8 30V32L10 31V33H9V35L12 33L11 32V30H9ZM66 29H64L63 31H64V33H66L65 32V30ZM86 29V28H85ZM107 29V28H106ZM182 29H183V27H182ZM4 30H6V29H4ZM21 30V29H20ZM104 30L105 29H103L102 31L104 32ZM124 30V28L122 29V31ZM185 30V29H184ZM196 30V29H195ZM0 31H1V29H0ZM82 31V30H81ZM86 31V30H85ZM95 31V30H94ZM101 31V32H102ZM114 31V30H113ZM121 31V32H122ZM204 31V30H203ZM202 31V32H203ZM15 32H17V31H15ZM27 32V31H26ZM30 32V31H29ZM102 32V33H103ZM115 32V31H114ZM125 32V31H124ZM185 32V31H184ZM196 32H198L197 30H196ZM210 32H212L211 30H210ZM210 32H208V34L210 33ZM86 33V32H85ZM106 33V32H105ZM104 33V34H105ZM129 33V32H128ZM137 33V32H136ZM136 33H135V35H136ZM204 33V32H203ZM203 33H202V36H204L203 38H201V37H199V36H195V38L197 37V38H199V39H197V41H194L193 39H194V37L192 38V39H189V38H186V41H183L182 43H181V41H179V40H173V42H172V44H171V46H172V50L173 51H175V52H180V54H181V52L183 53L184 51H185V54L187 55V56H190L191 57V55L192 56H194V55H196L197 53H196V50L198 51V52H200V51H202L203 52V54L204 53H206V55H208L209 53H207V52H211V45H213L212 43L210 44V41L209 40H211V38L213 39L214 38V36H212V35H210V39L207 37L208 35H203ZM2 33L0 32V35H1ZM4 34V33H3ZM30 34V33H29ZM55 33H54V29H53V27L52 28H50V29H48V31H46L45 29H41V31H40V37H39V39H45L46 41L47 40H49V41H53L54 43H55V38L57 37H60V36H58L59 34H56V37H55V35H54ZM77 34V33H76ZM94 34H95V32H94ZM103 34V38H104V41H106L107 43H108V40H105V39H107V38H110L109 37V34H107V38H105L106 36ZM171 34V33H170ZM176 34V33H175ZM179 34V33H178ZM185 34V33H184ZM200 35L201 36V32L199 33H197V35ZM211 34V33H210ZM218 34V35H219ZM5 35V34H4ZM31 35V34H30ZM73 35V34H72ZM90 35V34H89ZM115 35H116V32H115ZM114 35V36H115ZM6 36H7V34H6ZM66 36H67V34H66ZM105 36V37H104ZM171 36H173L172 34H171ZM217 36V35H216ZM2 37V36H1ZM20 37H21V35H20ZM69 36H67V38H68ZM135 37H137V36H135ZM170 37V36H169ZM80 38H81V36H80ZM91 38V37H90ZM139 38V37H138ZM171 38V37H170ZM32 39V38H31ZM36 39V38H35ZM60 39H61V37H60ZM119 39V40H118ZM117 40L119 41V44H121L120 43V40H121V38H118ZM129 39H130V36H129ZM209 39V40H208ZM215 39V38H214ZM33 40V39H32ZM122 40H123V38H122ZM127 40H128V38H127ZM140 40V39H139ZM138 40V41H139ZM20 41V40H19ZM129 41V40H128ZM215 41H217V40H214V42L213 43H216ZM21 42H23V41H21ZM20 42V43H21ZM34 42V41H33ZM76 42V41H75ZM95 42V41H94ZM109 42H111V40H109ZM124 42H125V39H124ZM2 43V42H1ZM0 43V61H1V63H2V65H0V66H2V68H1V70H0V74L2 73L3 74V76L6 78V77H17V76H15L16 74H17V72H15V70H13L12 69V59H11V56H10V54H8V52L6 51V49H4L3 47H5V46H3L2 44ZM9 43V42H8ZM24 43H26V42H24ZM39 43V42H38ZM59 43V41H57L56 42V44H58ZM61 43V42H60ZM89 43H91V42H89ZM129 44H130V41L128 42ZM133 43V42H132ZM132 43L130 44L131 46H132ZM134 43H135V41H134ZM133 43V44H134ZM141 43V42H140ZM4 44V43H3ZM31 44H32V42H31ZM34 44V43H33ZM62 44V43H61ZM125 44H127L126 42H125ZM128 44V45H129ZM142 44V43H141ZM1 45H2V47H1ZM5 45V44H4ZM8 45V44H7ZM6 45V47H8ZM36 45V44H35ZM103 45V44H102ZM122 45V47H121V49L123 48V44H121ZM121 45H119V46H121ZM135 45V44H134ZM219 45V44H218ZM218 45H213V47H212V49H216L217 48V46ZM41 46V45H40ZM63 47H64V45H62ZM61 46V47H62ZM106 46V45H105ZM104 46V48H105V50H106V47ZM131 46L129 47L130 49L129 50H131ZM193 46V47H192ZM214 46H216V47H214ZM9 47H10V44H9ZM42 47H45L44 45L42 46ZM72 47V46H71ZM127 47V46H126ZM135 47H136V45H135ZM151 47V46H150ZM188 47L190 48V49H188ZM221 47V46H220ZM27 48V47H26ZM28 48H30V47H28ZM32 48V47H31ZM133 48V47H132ZM193 48H196V49H193ZM8 49V48H7ZM124 49V48H123ZM210 49V50H209ZM221 49V48H220ZM219 48H217V50H220ZM9 50V49H8ZM56 50V49H55ZM54 50V51H55ZM72 50V49H71ZM134 50V49H133ZM195 50V51H194ZM27 51H30V49H28ZM99 51H101V50H99ZM122 51V50H121ZM194 51V52H193ZM213 51H215V50H213ZM93 52V51H92ZM135 52V51H134ZM261 52V51H260ZM263 52H264V50H263ZM51 53V52H50ZM133 53V52H132ZM131 52H130V54H132ZM214 53H216V52H214ZM262 53V52H261ZM184 54V55H185ZM221 53H219V55H220ZM16 55V54H15ZM133 55V54H132ZM134 55H135V53H134ZM155 55V54H154ZM186 55H185V57H186ZM256 55H259V53L258 54H256ZM212 56V55H211ZM54 57V56H53ZM156 57H158V55L156 56ZM185 57H183V58H185ZM210 57V56H209ZM261 57H264V53L263 54H261ZM13 58V57H12ZM15 58H20V57H14V61H15V63H17V64H19L18 63V61H19V59L17 60H15ZM25 58V57H24ZM24 58H21V61L20 62H23L22 60H25ZM45 58V57H44ZM158 58H160V57H158ZM29 59V58H28ZM27 59V60H28ZM51 58H49L48 60H50ZM55 57H54V63L56 62L55 61ZM122 59V58H121ZM128 59H130V58H128ZM131 59H132V57H131ZM251 59V58H250ZM263 59V58H262ZM261 59V60H262ZM38 60H39V58H38ZM43 60H45V59H43ZM42 60V61H43ZM47 60V61H48ZM252 60H253V58H252ZM260 60V59H259ZM264 60V59H263ZM46 61V62H47ZM50 61H52V60H50ZM50 61H49V63H47V64H49V65H51L52 64V62L50 63ZM175 61V60H174ZM174 61L172 62V63H174ZM212 61V60H211ZM218 61V60H217ZM216 61V62H217ZM258 61V60H257ZM37 62V61H36ZM44 63V65L46 66V62L45 61H43ZM87 62V61H86ZM219 62V61H218ZM260 62V61H259ZM40 64L39 65V68L41 67V65H43V64H41L40 63V61L39 62H37V64ZM89 63V62H88ZM153 63V62H152ZM155 63H157V61L155 62ZM193 63H195V62H193ZM192 63V65H194ZM213 63V62H212ZM219 63H221V62H219ZM261 63H263V62H261ZM23 64H26L27 66H30L29 65V63L27 64L26 63V61H24V63ZM175 64H176V62H175ZM175 64H173L174 65V67H175ZM186 64V63H185ZM22 65V63L20 64V66ZM43 65V66H44ZM84 65H85V63H84ZM89 65V64H88ZM105 65V64H104ZM151 65V62H150V64H149V66ZM156 65V64H155ZM195 65H196V63H195ZM17 68L19 67V68H21L20 66H18V65H15ZM33 66H35L36 67V64H35V62L33 61ZM42 66V67H43ZM106 66V65H105ZM105 66H102V68L103 67H105ZM215 66H217L216 64H215ZM48 67H50L49 69H48ZM48 67H46V69H48L47 70V72H46V69H45V71L44 72H46L47 73V75H46V73H45V75L44 74H42L43 76H45V77H47V80H45V82L43 81V84L45 85V87L46 86H48L47 88H46V95H45V99L43 100H41V105L42 106H40V107H44V106H50V100H60V99H65V94H63L62 92H60V89H59V87L57 86V84L55 83L56 82V80H57V76H55L54 75V73H53V71H55L53 68H51V66H48ZM71 67V66H70ZM85 67V66H84ZM261 67V66H260ZM37 68V67H36ZM43 68H45V67H43ZM56 68V67H55ZM72 68V67H71ZM53 69V70H52ZM68 69V68H67ZM106 68H103V70H105ZM168 69H169V67H168ZM173 69V68H172ZM21 70H23L22 68H21ZM41 70V71H42ZM69 70V69H68ZM83 70L85 71V69L83 68ZM107 70H108V66H107ZM107 70H105V71H107ZM171 70V69H170ZM174 70V69H173ZM218 70H220L221 71V69L219 68ZM25 71V70H24ZM58 70H57V68H56V71L55 72H57ZM71 71V70H70ZM123 71L124 70H121V73H123ZM162 71V70H161ZM23 72V71H22ZM59 72V71H58ZM96 72V71H95ZM190 72V71H189ZM209 72V71H208ZM217 72V71H216ZM223 72V71H222ZM69 73V72H68ZM99 73V72H98ZM100 73H101V70H100ZM102 73H105V72H103L102 71ZM101 73V74H102ZM191 73V72H190ZM203 73V72H202ZM71 74V73H70ZM73 74V73H72ZM127 74V73H126ZM125 74V72H124V75H126ZM147 74V73H146ZM169 74V73H168ZM201 74V73H200ZM218 74V73H217ZM220 74V73H219ZM74 75V74H73ZM95 75H97L96 73L94 74V75H92L93 77L95 76ZM129 75H131V74H129ZM173 75V74H172ZM196 75H198V74H196ZM202 75V74H201ZM27 76V75H26ZM63 76H66V74L65 75H63ZM80 76H82V75H80ZM79 76V77H80ZM91 76V75H90ZM89 76V77H90ZM199 76V75H198ZM221 76H222V74H221ZM45 77H43V80H44V78ZM66 77H69L70 79H71V75L69 76V75H67ZM78 77V78H79ZM88 77V78H89ZM93 77L92 78H90V79H93ZM96 77V76H95ZM98 77V76H97ZM120 77V76H119ZM131 78V79H133L132 77V75L131 76H128V74H127V78ZM77 78V79H78ZM126 78V77H125ZM185 78V77H184ZM196 78V77H195ZM62 79H63V77H62ZM95 79V78H94ZM94 79H93V81H91V83H95V81H94ZM109 79V78H108ZM131 79H128V81H130ZM136 80H137V78H135ZM215 79V78H214ZM214 79L212 78H206V80H207V82H210V81H212V82H215L214 81ZM226 79V78H225ZM66 81H68V85H69V80L68 79H65ZM65 80H63V81H65ZM76 80V79H75ZM122 80V79H121ZM126 80V79H125ZM125 80H123V81H125ZM134 80V79H133ZM135 80V81H136ZM139 80V79H138ZM137 80V81H138ZM222 80H224L223 79V77H222ZM16 81V80H15ZM18 81V80H17ZM48 81V82H47ZM62 81V82H63ZM65 81V82H66ZM71 81L73 82V80L71 79ZM90 82L89 80H86L85 82ZM96 81H97V78H96ZM150 81H151V79H150ZM224 81H226V80H224ZM12 82V81H11ZM77 82V81H76ZM75 82V86H82V87H85L86 86V83H85V85H80L82 82L84 83V81H82L81 83H80V81L79 82H77L76 83ZM88 82H87V84H88ZM139 82V81H138ZM91 83H89V85H88V89L90 90V88L92 89V87H91ZM94 83H93V85L92 86H94ZM108 83V82H107ZM106 83V84H107ZM123 83V82H122ZM126 82H124L123 84H125ZM135 83V82H134ZM137 83V82H136ZM226 83H228V81H226ZM13 84H14V82L12 83V86H13ZM29 84V83H28ZM65 84V83H64ZM99 84V83H98ZM127 84V83H126ZM129 84V83H128ZM209 84V83H208ZM0 85H1V83H0ZM36 85V84H35ZM100 85V84H99ZM98 85V86H99ZM108 85L110 86V84L108 83ZM112 85V84H111ZM132 85V84H131ZM130 85V86H131ZM136 84H134V86H135ZM144 85V84H143ZM206 85V84H205ZM222 85V84H221ZM221 85H216L217 87L218 86H221ZM29 86H30V84H29ZM63 86V85H62ZM75 86H74V88H75ZM89 86H90V88H89ZM129 86V85H128ZM127 86V87H128ZM130 86L127 88V89H129L130 88ZM31 87V86H30ZM67 87H69V86H63V88H67ZM87 87V86H86ZM100 87V86H99ZM124 87V86H123ZM146 87V86H145ZM2 88V87H1ZM0 88V89H1ZM70 88V87H69ZM94 88H95V86H94ZM124 88H126V87H124ZM123 88V89H124ZM219 88V87H218ZM249 88L250 89H254L255 91H257V93L255 94V95H250L249 96ZM13 89H15L14 87H13ZM86 89V88H85ZM84 89V90H85ZM126 89V90H127ZM44 90H45V88H44ZM75 90H77V89H75ZM79 90V89H78ZM82 90H83V88H82ZM81 89L79 90V91H82ZM173 90V89H172ZM6 91V90H5ZM68 90H66V92H67ZM79 91H77V92H79ZM88 90H86V92H84V93H87V94H84L83 93V91H82V93H81V95H83V96H85L86 98H89L88 96H89V94L88 93H90V91L89 92H87ZM122 91V90H121ZM124 91V90H123ZM140 91V90H139ZM142 91V90H141ZM220 91V90H219ZM255 91H254V93H255ZM14 92H15V90H14ZM68 92H70V91H68ZM134 92V91H133ZM145 91H143V93H144ZM170 92V91H169ZM0 93H2V98H4V99H6V101L9 103V106L10 107H8L9 108V110H6V109H4V107H3V104H2V101H1V97H0V264L1 263H3V264H74V262H73V260H74V258H75V254H76V252H74L75 251V248H77V247H75V244H74V246L73 245H71L72 247H75L74 248V250H72L73 248H70L69 247V245H68V252H67V250H66V253L68 254V256H66V260H65V263L63 262V261H61V262H59V260H58V256H56L57 254H58V249H57V245L56 244H51V242L53 241L52 239H50V238H47V235L46 234H48V233H46L45 231V234H44V238H43V226H44V224H43V226H36V225H32V221H30V220H32L31 219V217L29 216H27L26 214H25V211L29 208V207H27L28 205H26V203L25 202H28L27 200H25L26 198H28L29 197V199H31V198H33L32 196H23V195H21V194H19V193H15V191L16 190H18V191H22V190H24L25 188H26V186L27 185H30V186H33V185H31L30 183H27L28 182V178H30V179H32L31 178V176H29V174L27 173V171H25L26 170V167H24V166H22L21 164H19V163H22L23 161H24V156H23V154H21V153H16V151L17 150H21V149H18L17 147H18V142H16V141H23V139L21 140H18V139H15V137L13 136V132L14 131H16V133L18 134V132H22V134L21 135H23V133L26 135V137H27V139L28 140H42V136H41V133L39 132V131H36V129H34L35 128V124H34V115L33 116H30V112L29 111H27V109L25 108V107H23V105H20V106H14V101H15V94L14 95H11V94H8V93H6V92H4V90H2V92H1V90H0ZM95 93V92H94ZM94 93H90V94H92V95H94ZM96 93H97V91H96ZM135 93V92H134ZM151 93V92H150ZM194 93H195V91H194ZM218 93H220V92H218ZM41 94H43L44 95V93H41ZM121 93H119V95H120ZM152 94V93H151ZM203 94H205V93H203ZM34 95V94H33ZM36 95V94H35ZM34 95V96H35ZM38 95V94H37ZM78 95H79V93H78ZM79 96V97H82V96ZM138 96H139V94H137ZM141 95V94H140ZM143 95V94H142ZM220 95V96H219ZM10 98H9V97ZM34 96L32 97V98H34ZM100 97H101V95H99ZM103 96V95H102ZM112 96V94H110L109 95V97L110 98H113V96ZM126 96V95H125ZM144 96V95H143ZM149 96V95H148ZM147 96V98H150V97H148ZM198 96V95H197ZM196 96V97H197ZM206 96V95H205ZM95 97H96V95H95ZM114 97H115V99L116 100H118L119 101V99L121 100V95H120V97H117V96H115L114 95ZM117 97V98H116ZM168 97V96H167ZM166 97V98H167ZM186 96H185V94H184V98H185ZM41 98H43V97H41ZM104 98V97H103ZM126 98V97H125ZM137 98V97H136ZM146 98V99H147ZM180 98V97H179ZM178 98V99H179ZM182 98H183V96H182ZM181 98V99H182ZM198 98V97H197ZM202 98L203 99H205V100H207L208 98H210V97H208L207 98V96L206 97H204V96H202ZM31 99V98H30ZM99 98H97V100H98ZM135 99V98H134ZM140 99V98H139ZM143 99V98H142ZM45 100H46V102H45ZM113 100V99H112ZM205 100H201V101H205ZM114 101V100H113ZM117 101V102H118ZM164 101H165V99H164ZM172 101V99L170 100V102ZM181 101V100H180ZM16 102V101H15ZM24 102V101H23ZM95 102V101H94ZM121 102H122V100H121ZM136 102V101H135ZM134 102V103H135ZM144 102V101H143ZM148 102H149V100H148ZM162 102V101H161ZM160 102V103H161ZM170 102H168V104L170 103ZM174 101H172V103H173ZM55 103V102H54ZM98 103H100V101L98 102ZM131 103V102H130ZM150 103V102H149ZM171 103V104H172ZM201 103V102H200ZM208 103V102H207ZM40 103H38L37 105H39ZM123 104V103H122ZM131 104H133V103H131ZM136 104H137V102H136ZM167 104V105H168ZM197 104V103H196ZM199 104V103H198ZM203 104V103H202ZM83 105V104H82ZM88 105V104H87ZM92 105V104H91ZM90 104H89V106H91ZM94 105V104H93ZM99 105V104H98ZM97 105V106H98ZM101 105V104H100ZM116 105H118V103H116ZM115 105V106H116ZM127 105H128V103H127ZM160 105V104H159ZM158 105V106H159ZM170 105V104H169ZM68 106V105H67ZM84 107H85V105H83ZM129 106V105H128ZM189 106V105H188ZM51 107V106H50ZM55 107V106H54ZM69 107V106H68ZM94 106H92V108H93ZM98 107H100V106H98ZM187 107V106H186ZM32 108H33V106H32ZM36 109L38 108V106H36L35 107ZM155 108V107H154ZM185 108V107H184ZM41 109H43V108H41ZM45 109V108H44ZM44 109L43 110H40L41 112L42 111H44ZM52 109V108H51ZM104 109H106V108H104ZM111 109V108H110ZM109 109V110H110ZM188 109V108H187ZM39 110V109H38ZM65 110V109H64ZM64 110H61V109H59L58 107L57 108H53L52 109V112L50 113L51 114V118L54 116V115H52V113L54 114V112H56V111H58L57 113H58V115H60L62 112L61 111H64ZM67 110V109H66ZM69 110V109H68ZM67 110V111H68ZM78 110V109H77ZM106 110H108V109H106ZM108 110V111H109ZM112 110H115V108H113ZM139 110V109H138ZM177 110V109H176ZM36 111V110H35ZM67 111H65L66 113H68ZM78 111H80V110H78ZM97 111V110H96ZM117 111H119L118 109H117ZM116 111V112H117ZM122 111H123V109H122ZM143 111V110H142ZM174 111V110H173ZM183 111H185V109L183 110ZM199 110L197 109V112H198ZM59 112H60V114H59ZM95 111L93 110V113H94ZM99 112V109H98V111H97V113ZM106 112V111H105ZM112 111H110V112H108V113H111ZM140 112H141V109H140ZM165 112V111H164ZM163 112V113H164ZM44 113V112H43ZM70 114H71V112H69ZM69 113L67 114V115H69ZM84 113V112H83ZM90 113H92L91 111H90ZM96 113V114H97ZM100 113H101V111H100ZM99 113V114H100ZM107 113V112H106ZM114 112H112V114H113ZM118 113V112H117ZM120 113V112H119ZM125 113V112H124ZM137 113V112H136ZM143 113V112H142ZM145 113V112H144ZM151 113H152V111H151ZM187 113H190V112H188V110H187ZM193 113V112H192ZM194 113L195 114H197V115H201L199 112V114L198 113H196L195 111H194ZM160 114H161V112H160ZM32 115V114H31ZM44 115H45V113H44ZM75 115H77V114H75ZM80 115H82V114H80ZM110 115V120L108 119L107 121H105L104 123H107V125H108V122H110V123H112L113 125H114V123H116V121L115 120H112V116H111V114H109ZM126 115V114H125ZM140 115V114H139ZM155 115V114H154ZM46 116V115H45ZM61 116H62V114H61ZM97 116H99V115H97ZM104 116V113H103V115H102V117ZM118 116H121V114L119 115L118 114ZM123 116V115H122ZM121 116V117H122ZM128 117L130 116V113H129V115H127ZM127 116H125L124 117V120L126 119V117ZM132 116V115H131ZM130 116V117H131ZM177 115H175V117H176ZM183 116V115H182ZM181 115H180V117H182ZM196 116V115H195ZM47 117V116H46ZM57 119H59V117H57V116H55ZM55 117H53L52 119H50L51 121L53 120V119H55ZM65 117V116H64ZM81 117V116H80ZM129 117V118H130ZM140 117H142L141 115H140ZM204 117V116H203ZM61 118V117H60ZM83 118L84 119H86L84 116H83ZM114 118V117H113ZM132 118V120H134V118L133 117H131ZM154 118H157L156 116L154 117ZM205 118H207V117H205ZM35 119H36V117H35ZM39 119H41V118H39ZM44 119V118H43ZM91 118H89V120H90ZM94 119V118H93ZM93 119H91L89 122H91V123H95V121L94 122H92V120ZM103 119V118H102ZM104 119H105V117H104ZM179 119V118H178ZM203 119V118H202ZM87 120V119H86ZM128 120V119H127ZM131 120V119H130ZM182 121H184V119H181ZM206 120V122H207V119H205ZM54 121V120H53ZM63 121H65L64 119L62 120V121H59V123L60 124H62V122ZM181 121V122H182ZM85 122V121H84ZM128 122H130V121H127V123ZM132 122V124H133V121H131ZM135 122H137V121H135ZM205 122V121H204ZM81 123H83V122H81ZM185 123H187V121L185 122ZM184 123V124H185ZM55 124V123H54ZM53 122H52V126H51V128L53 127ZM66 124H67V122H66ZM96 124V123H95ZM58 125V124H57ZM189 124L187 123V126H188ZM207 126H208V124H206ZM61 126V125H60ZM63 126V128H64V125H62ZM109 126H110V124H109ZM118 126H119V124H118ZM134 126V125H133ZM185 126H186V124H185ZM186 126V127H187ZM54 127H56L55 125H54ZM68 127H70V126H67V128ZM105 127V126H104ZM111 127V126H110ZM109 127V128H110ZM209 128L208 129H212L211 128V126L209 125L208 126ZM65 129V130H67L68 131V129ZM71 129L70 130H72V127H70ZM86 128V127H85ZM89 129H90V127H88ZM101 128H103V127H101ZM190 128V127H189ZM188 128V129H189ZM83 129H84V127H83ZM83 129H81V131L83 130ZM114 128H112V130H113ZM136 129V128H135ZM134 129V130H135ZM164 129V128H163ZM228 129H227V132H228ZM50 130V129H49ZM85 131L87 130V129H84ZM102 130H104L105 131V129H102ZM111 130V129H110ZM137 130V129H136ZM186 130V129H185ZM214 130V132H215V129H213ZM213 130H210L211 131V133L213 132ZM55 131H56V128H55ZM58 131V130H57ZM56 131V134L58 133ZM84 131V132H85ZM94 131V130H93ZM103 131V132H104ZM114 131V130H113ZM160 131H163L162 129L160 130ZM159 131V132H160ZM167 131H170V130H165V131H163V134L160 132H158V134L160 135H158L159 137H160V144H164L165 142H167L166 140H167V138L168 137H171V135H169L168 137H167V135L169 134V133H173V131L172 132H167ZM116 132V131H115ZM114 132V133H115ZM134 132V131H133ZM178 132V131H177ZM189 134H190V131H187ZM207 132V131H206ZM213 132V135L214 136H217V138H218V135L219 134H217V133H214ZM51 133V132H50ZM53 133V132H52ZM55 133V132H54ZM99 133H102V132H99ZM168 133V134H167ZM175 133H176V131H175ZM188 133H187V137H188ZM192 133V132H191ZM208 133V132H207ZM229 133V134H230ZM46 134V133H45ZM104 134H105V132H104ZM108 134V133H107ZM132 134V133H131ZM162 134V135H161ZM194 134V133H193ZM54 135V134H53ZM71 136H73L72 134H70ZM117 136H118V134H116ZM115 134L113 135L114 137L116 136ZM173 135H175L174 133H173ZM179 135H180V133H179ZM190 135H192V134H190ZM189 135V136H190ZM260 135V134H259ZM261 135H262V133H261ZM54 136H59V135H54ZM61 136H63L62 134H61ZM116 136V137H117ZM176 136V135H175ZM134 137V136H133ZM133 137H132V139H133ZM177 137V136H176ZM179 137V136H178ZM178 137L177 138H173V139H169L170 141H173L174 140V142L176 143V141H177V139H178ZM190 137H192L193 138V136H190ZM194 137H195V139L197 138V135H194ZM51 138H53V137H51ZM55 138V137H54ZM57 138V137H56ZM64 138V137H63ZM91 138H93V137H91ZM97 139H98V137H96ZM135 138V137H134ZM189 138V137H188ZM187 138V139H188ZM214 138V140H215V138L216 137H213L212 136V139ZM216 138V139H217ZM262 138V139H261ZM26 139V138H25ZM26 139V140H27ZM61 139V138H60ZM96 139V140H97ZM155 139H157L156 137H155ZM186 139V140H187ZM190 139V138H189ZM188 139V141L191 143V141H192V139H190L189 140ZM195 139L193 138V141L195 142ZM258 139H260V140H258ZM264 139V134L261 136V137H259L258 136V138L256 139V140H254V142H256V141H261L262 142V140ZM25 140V141H26ZM76 140V139H75ZM82 140H84V139H82ZM100 140V139H99ZM110 140V139H109ZM127 140V139H126ZM129 141H131L130 139H128ZM133 140H137L136 138L135 139H133ZM132 140V141H133ZM176 140V141H175ZM179 140H180V138H179ZM201 140V139H200ZM30 141H28V142H30ZM63 141V140H62ZM76 141H79V140H76ZM101 141V140H100ZM98 142V143H101V142ZM156 142H157V140H155ZM155 141H154V143H155ZM181 141H184V140H181ZM181 141H178L177 142V144L176 145H181V147H184V145L183 144H186V141H184V143L183 144H180V143H182ZM213 141V140H212ZM32 142V141H31ZM30 142V144H32ZM39 142V141H38ZM59 142V141H58ZM139 142V141H138ZM180 142V143H179ZM193 142V143H194ZM197 143V146H199V144H198V141H196ZM216 142H218V140L216 141ZM63 143V142H62ZM137 143V142H136ZM200 143V142H199ZM211 143H214V142H211ZM219 143H221L220 141H219ZM219 143H217V144H219ZM257 144H258V142H256ZM60 144V143H59ZM71 144V143H70ZM87 144V143H86ZM158 144V143H157ZM174 144V143H173ZM196 144H195V148H200V147H197L196 146ZM178 145V146H179ZM214 145V144H213ZM164 146H165V144H164ZM166 146H167V144H166ZM186 146V145H185ZM193 146V145H192ZM219 146H221V145H219ZM82 147V146H81ZM168 147V146H167ZM180 147V146H179ZM256 147H257V145H256ZM253 147V149H257V151H264L263 149L264 148H261V149H259V147ZM54 148V147H53ZM104 148V147H103ZM187 148V147H186ZM202 148V147H201ZM200 148V149H201ZM72 149V148H71ZM100 149V148H99ZM164 149H166V147H164ZM200 149H196L197 150V152H196V154H198V151L200 150ZM203 149V148H202ZM202 149L200 150V152L199 153H201V151H202ZM220 149V148H219ZM219 149H217V151L218 152H220L219 151ZM55 150V149H54ZM63 150V149H62ZM70 150V149H69ZM73 150V149H72ZM75 151H77V148L76 149H74ZM73 150V151H74ZM205 150V149H204ZM93 151V150H92ZM101 151V150H100ZM105 150H103V152H104ZM227 151V150H226ZM255 151V150H254ZM258 152L259 154L261 153V152ZM21 152V151H20ZM63 152V151H62ZM61 152V153H62ZM69 152V151H68ZM96 153H98L97 151H95ZM102 152V151H101ZM102 152V153H103ZM161 152H162V149H161ZM205 152V151H204ZM203 152V153H204ZM256 152V151H255ZM22 153H23V151H22ZM25 153H27V152H25ZM38 153V152H37ZM37 153H36V155H37ZM46 153V152H45ZM48 153V152H47ZM105 153V152H104ZM225 152L223 151L222 152V154H224ZM262 153H264V152H262ZM49 155H52V156H54L55 154L56 155H58L57 153H55L54 152V155H53V153L52 154H50V152L48 153ZM123 154V153H122ZM15 155H16V157H15ZM31 155H33V154H31ZM31 155H25V156H31ZM35 155V156H36ZM55 155V156H56ZM64 155V154H63ZM67 155V154H66ZM70 155V154H69ZM89 155V152H88V150L85 148V147H82L77 153H74V155L73 156H66V160H68V158L70 157V158H72V160L73 161H75V160H77L78 158H80V159H85L87 156ZM167 155V154H166ZM193 155V154H192ZM218 155H220V153L218 154ZM225 155V154H224ZM231 157H234V159L236 160V158L237 157H241V158H243V159H245V161H247L246 162V164H248L249 165V163L251 162L250 160V162L248 161V160H246V159H248L249 158V153H247V152H242V151H240L239 149H238V146L233 150V152H231L230 154H229ZM14 156V157H13ZM93 156H94V152H93ZM99 156H101L100 154H99ZM163 156V155H162ZM177 156V155H176ZM198 157H199V155H197ZM209 156V155H208ZM12 157L13 158H17V160H14V161H12ZM47 157H49V158H53V157H51V156H47ZM96 157H97V154H96ZM124 157V156H123ZM191 157H193V156H191ZM220 157V156H219ZM225 157V156H224ZM28 158V157H27ZM26 158V159H27ZM58 158V157H57ZM57 158H54V159H56L57 160ZM63 158V157H62ZM95 158V157H94ZM98 158V157H97ZM97 158H96V160H97ZM102 160H103V155H102V157H100ZM120 159H121V157H119ZM118 158V159H119ZM131 158V157H130ZM133 158V157H132ZM200 158H201V156H200ZM30 159V158H29ZM47 159V158H46ZM46 159H44V160H46ZM59 159V158H58ZM92 159V158H91ZM99 159V158H98ZM101 159L99 160V161H101ZM115 159V161H116V157L114 158ZM118 159H117V161H118ZM120 159H119V161H120ZM142 159V158H141ZM164 159H165V157H164ZM203 159V158H202ZM243 159H242V161H243ZM37 160H39V159H37ZM36 160V161H37ZM42 161H43V159H41ZM87 160V159H86ZM86 160H82L83 161V163H85L84 161H86ZM95 159H93V161H94ZM95 160V162L96 163H99L98 162V160L96 161ZM122 160V159H121ZM166 160V159H165ZM164 160V161H165ZM185 160V159H184ZM204 160V159H203ZM219 160V159H218ZM263 160V159H262ZM58 161V160H57ZM105 161V158H104V160L103 161H101L100 162V164H102V162H103V165H104V162ZM107 162L106 163H108V161H109V159L108 160H106ZM146 161H148V160H146ZM145 161V162H146ZM220 161V160H219ZM218 161V162H219ZM227 161V160H226ZM45 162V161H44ZM55 162V160H53V163ZM59 162V161H58ZM60 162H62V161H60ZM64 162V161H63ZM62 162V163H63ZM94 162V163H95ZM141 162H143L144 163V160L143 161H141ZM177 162H178V160H177ZM182 162V161H181ZM180 162V163H181ZM229 162V161H228ZM240 161L238 160V163H239ZM249 162V163H248ZM52 163V162H51ZM52 163V164H53ZM65 163V162H64ZM66 163H67V161H66ZM73 163V162H72ZM71 163V164H72ZM82 162H81V164H83ZM88 163V162H87ZM95 163V164H96ZM179 163V162H178ZM196 162L194 161L193 162V164H195ZM241 163V162H240ZM242 163H244V162H242ZM241 163V164H242ZM37 164H40V163H38L37 162ZM51 164V165H52ZM55 164V163H54ZM57 164V163H56ZM60 164V163H59ZM80 164V165H81ZM100 164H99V168H100ZM118 164V163H117ZM175 164H177V163H175ZM197 164V163H196ZM204 164V163H203ZM240 164V165H241ZM62 165V164H61ZM60 165V166H61ZM97 165V164H96ZM103 165H101V167H103ZM114 165H115V163H114ZM119 165V167H120V164H118ZM140 165V164H139ZM142 165V164H141ZM148 165H149V163H147V167H148ZM178 165V164H177ZM180 165V164H179ZM198 165V164H197ZM202 165V164H201ZM248 165H246L247 167H249ZM56 166V165H55ZM63 166V165H62ZM61 166V167H62ZM65 166H67L66 164H65ZM90 166V165H89ZM94 166V165H93ZM227 166V165H226ZM72 167H74V164H72ZM81 167H84V166H82L81 165ZM85 167H87L86 166V164H85ZM96 167V166H95ZM116 167V166H115ZM195 169H197L198 168V166L197 167H195V165L193 166ZM48 168H50V167H48ZM63 168V167H62ZM117 168V167H116ZM121 168V167H120ZM187 168V167H186ZM205 168V167H204ZM18 169H20V171L18 170ZM40 170H42V168H41V166H40V168H39ZM65 169V168H64ZM67 169V168H66ZM84 169V168H83ZM103 169H104V167H103ZM102 169V170H103ZM106 169V168H105ZM118 169V168H117ZM127 169V168H126ZM16 170H18L19 172H14V171H16ZM73 170H75V168H73ZM109 170V169H108ZM112 170V169H111ZM125 170V169H124ZM123 170V171H124ZM164 170V169H163ZM205 170H206V168H205ZM235 170H238V169H235ZM31 171V170H30ZM59 171V170H58ZM67 171V170H66ZM116 171V170H115ZM144 170H142V172H143ZM215 171V170H214ZM255 171V170H254ZM43 172V171H42ZM69 172H71V171H69ZM68 172V173H69ZM74 172V171H73ZM72 172V173H73ZM86 172V171H85ZM82 173V171H81V173H82V175L84 174H86V173ZM110 172H112V171H110ZM114 172V171H113ZM144 172H146V171H144ZM165 172V171H164ZM224 172H226L225 170H224ZM251 172H253V171H251ZM251 172H249L248 174H250ZM39 173V171L36 173V176H37V174ZM60 173V172H59ZM103 173V172H102ZM130 173V172H129ZM129 173L127 174V175H129ZM131 173H134V172H131ZM28 174V175H27ZM49 174V173H48ZM74 174V173H73ZM115 174V173H114ZM119 174H123V172L122 173H119ZM145 174V173H144ZM160 174V173H159ZM164 175H167L168 173H163ZM193 174V173H192ZM45 175V174H44ZM60 175H62V174H60ZM107 175H109V174H106V177H109V176H107ZM126 175V176H127ZM168 175H170V174H168ZM167 175V176H168ZM172 176H175V175H173V174H171ZM250 175H254V173H251ZM249 175V176H250ZM29 176V177H28ZM40 176V175H39ZM103 176V178H104V174L102 175ZM142 176V175H141ZM144 176H146V175H144ZM255 176V175H254ZM58 177V176H57ZM60 177V176H59ZM117 177V176H116ZM119 177V176H118ZM117 177V178H118ZM122 177V176H121ZM121 177H119V178H121ZM124 177H125V175H124ZM132 177H133V174H132ZM161 177V176H160ZM180 177V176H179ZM194 177V176H193ZM197 177V176H196ZM195 177V178H196ZM204 176L202 175V178H203ZM37 178H38V176H37ZM41 178V177H40ZM39 178V180H41ZM46 176L43 178L45 181H43L44 183H46V182H48V181H46ZM103 178H102V180H103ZM123 178V177H122ZM141 178V177H140ZM174 178H176V177H174ZM198 178V177H197ZM201 178V177H200ZM205 178V177H204ZM213 178H217L216 176L215 177H213ZM226 178V177H225ZM251 178H252V176H251ZM263 178H264V176H263ZM29 179V180H30ZM47 179H48V177H47ZM56 179L57 178H55V180L53 179V181L54 182H56L57 183V181H56ZM96 179V178H95ZM124 179V178H123ZM133 179V178H132ZM141 179H143V178H141ZM149 179V178H148ZM177 179V178H176ZM175 179V180H176ZM181 179V181H183L182 180V178H180ZM180 179H177L178 180V182H179V180ZM229 179V178H228ZM51 180H52V178H51ZM66 180V179H65ZM109 180V179H108ZM122 180V179H121ZM134 180V179H133ZM138 180V179H137ZM185 180V179H184ZM204 180V179H203ZM202 180V181H203ZM254 180H256V179H254ZM34 181V179H32V181L31 182H33ZM52 181V182H53ZM94 181H96V180H94ZM113 181H114V179H113ZM144 181V179L141 181V183ZM149 181V180H148ZM207 181H208V179H207ZM209 181H210V179H209ZM51 182V183H52ZM53 182V183H54ZM71 181H69V183H70ZM102 182V181H101ZM107 182H109V181H107ZM115 182H117L118 183V180L117 181H115ZM198 182V181H197ZM53 183L51 184V190L53 189V186L56 188V190H57V188H58V186L59 185H57V184H54L53 185ZM68 183V184H69ZM98 183V182H97ZM106 183V182H105ZM146 183H147V181H146ZM150 183V182H149ZM149 183H147L148 185H149ZM152 183V182H151ZM160 183V182H159ZM203 182H201V184H202ZM226 183V182H225ZM80 184V183H79ZM126 184V183H125ZM131 184H132V182H131ZM144 184H145V182H144ZM235 184V183H234ZM53 185V186H52ZM83 186H84V184H82ZM101 185V184H100ZM109 185V184H108ZM107 185V186H108ZM136 185V184H135ZM154 185V184H153ZM190 185V184H189ZM237 185V184H236ZM30 186H28V189L30 188ZM71 186V185H70ZM103 186V185H102ZM122 186H123V184H122ZM122 186H121V188H122ZM127 186H128V184H127ZM127 186H125V187H123V189L124 190H127L128 188H126ZM131 186V185H130ZM161 186V185H160ZM182 186V185H181ZM184 186V185H183ZM182 186V187H183ZM194 186H197V184H195ZM193 186V187H194ZM34 187V186H33ZM45 187H47V185L45 184ZM48 187H50V185L48 184ZM63 187H65V186H63ZM67 187V186H66ZM97 187V186H96ZM101 187V186H100ZM98 188V190L99 191H101V190H103L104 191V189H101V188ZM106 187V186H105ZM116 187V186H115ZM132 187V186H131ZM134 187V186H133ZM132 187V188H133ZM143 187V186H142ZM150 187V186H149ZM190 187H192V186H190ZM68 188V187H67ZM88 188V187H87ZM94 188V187H93ZM103 188V187H102ZM119 188H120V186H119ZM144 188H145V185H144ZM161 188V187H160ZM160 188H158V189H160ZM184 188V187H183ZM49 189V188H48ZM81 189V188H80ZM123 189H121V192H122V190ZM134 189V188H133ZM132 189V190H133ZM154 189H155V187H154ZM164 189V188H163ZM162 189V190H163ZM31 190H32V188H31ZM33 190H35V191H37V193H38V190L37 189H35V188H33ZM50 189H49V191H51ZM55 190V189H54ZM53 190V191H54ZM58 190H60V187H59V189ZM78 190V189H77ZM88 190V189H87ZM124 190H123V192H124ZM145 190V189H144ZM144 190L141 192V193H145L144 192ZM157 190V189H156ZM161 190V191H162ZM173 190V189H172ZM184 190V189H183ZM182 190V191H183ZM188 190V189H187ZM217 190H219L218 188L216 189V191ZM223 190H224V188H223ZM34 191V192H35ZM44 191H48V190H45L44 189ZM44 191H41L42 192V194H44L45 195V197H46V195H47V192H46V194H45V192ZM48 191V192H49ZM76 191V190H75ZM90 191V190H89ZM119 191V190H118ZM118 191H115V192H118ZM141 191V189L140 190H138V191H136V193H138V192H140ZM168 191V190H167ZM171 191V190H170ZM186 191V190H185ZM221 191V190H220ZM225 191V190H224ZM41 192H39V193H41ZM44 192V193H43ZM57 192V191H56ZM65 192V190H63L62 191V193H64ZM78 192V191H77ZM120 192V191H119ZM118 192V193H119ZM127 192H128V190H127ZM171 192H173V191H171ZM189 192V191H188ZM187 192V193H188ZM28 193H31V192H28ZM52 192H50V194H51ZM62 193H60V194H62ZM66 193V192H65ZM75 193V192H74ZM116 194L117 196L119 195V194ZM131 193H135V189L133 190V192L131 191ZM135 193V194H136ZM138 194V198H139V195L141 196V195H143V194ZM167 193V192H166ZM174 193V192H173ZM186 193V194H187ZM221 193H224V192H221ZM49 193H48V197H49V195H50ZM76 194H79V193H76ZM99 194H102V193H99ZM104 194H105V191H104ZM147 194V193H146ZM183 194H184V191H183ZM215 194H220L219 193V191H217ZM214 194V195H215ZM40 194H38V195H36V196H39ZM54 195H56L55 194V192H54ZM236 195H238V194H236ZM236 195H234V196H236ZM57 196H60V200H66L67 198H69V197H67L66 199H64L63 197L65 196H63V194H62V197H61V195H57ZM57 196L56 197H54V201H56V202H58V200L57 199H59V197L57 198ZM66 196H67V194H66ZM65 196V197H66ZM71 196V195H70ZM95 196V195H94ZM105 196H106V194H105ZM135 196V195H134ZM149 196H150V194H149ZM183 196V195H182ZM24 197V198H23ZM47 197V198H48ZM101 197V196H100ZM99 197V198H100ZM127 197V196H126ZM136 197H137V195H136ZM142 197H144V196H142ZM146 197V196H145ZM172 197V196H171ZM201 197V196H200ZM199 197V198H200ZM244 197V196H243ZM247 197V196H246ZM245 197V199H247ZM39 198V197H38ZM57 198V199H56ZM61 198H63V199H61ZM71 198V197H70ZM69 198V199H70ZM94 198V197H93ZM108 198V197H107ZM156 198V197H155ZM192 198V197H191ZM193 198H195V197H193ZM193 198H192V200H190L191 202H188V203H192V202H194L195 203V201L193 200ZM198 198V199H199ZM203 198V197H202ZM213 198H215V196L213 197ZM235 197H233V199H234ZM249 198V197H248ZM37 199V198H36ZM78 199V198H77ZM142 199V198H141ZM201 199V198H200ZM237 198H235L234 200H236ZM254 199V198H253ZM257 199V198H256ZM35 200V199H34ZM33 200V201H34ZM38 201L40 200L41 201V199H37ZM59 200V201H60ZM68 200V199H67ZM66 200V201H67ZM72 200V199H71ZM71 200H69V201H67V202H69L70 204H72L71 202H74V200L75 199H73V201H71ZM101 200H103V199H101ZM129 200H131V199H129ZM137 200V199H136ZM139 200V199H138ZM156 200V199H155ZM162 200V199H161ZM166 200V199H165ZM196 200V199H195ZM209 200H212L211 198L209 199ZM208 200V201H209ZM251 200V199H250ZM36 201V200H35ZM66 201L64 202L65 204H67L66 203ZM109 201H112V200H109ZM160 201V200H159ZM182 201V200H181ZM196 201H199V200H196ZM231 201V200H230ZM233 201V200H232ZM255 201V200H254ZM254 201H252V203L254 202ZM258 201V200H257ZM62 202V201H61ZM61 202H59V203H61ZM167 202H168V200H167ZM213 202V201H212ZM223 202V201H222ZM222 202H216V207H218L217 206V204L218 203H222ZM234 202V201H233ZM251 202V201H250ZM34 203H36V202H34ZM105 203V200H103V204ZM111 203H113V202H111ZM117 203V202H116ZM140 203V202H139ZM182 203V202H181ZM181 203H180V205H181ZM185 203H186V201H185ZM193 203V205H196V204H194ZM215 203V202H214ZM237 203V202H236ZM28 204H29V202H28ZM93 204V203H92ZM94 204H95V201H94ZM107 204V203H106ZM160 204V203H159ZM162 204V203H161ZM163 204H164V202H163ZM254 204V203H253ZM75 205H77V207L78 208H80V210H81V207H83L84 206V208L86 209V207H85V205H79V204H75ZM102 205V204H101ZM158 205V204H157ZM183 205V204H182ZM182 205H181V207H182ZM200 205L202 206V202L199 204V208H200ZM222 206H223V203L221 204ZM237 205V204H236ZM255 205V204H254ZM257 205V204H256ZM33 206H36V205H33ZM67 206H69V204L67 205ZM105 206V205H104ZM121 206V205H120ZM122 206H124V205H122ZM197 206V205H196ZM204 206H206L205 204L203 205V207H201L202 208V210L205 208ZM211 206H213V205H211ZM215 206V205H214ZM213 206V207H214ZM233 206H235V203H234V205ZM237 206H239V205H237ZM261 206V203H260V205H259V207ZM56 207V206H55ZM76 207V206H75ZM76 207V210L78 209ZM94 207V206H93ZM96 207V206H95ZM115 207H118V206H115ZM114 207V209H113V207H111L114 211H115V208ZM193 207H195V206H192V204H191V209H193ZM208 207H210V205L208 206ZM207 206H206V208H208ZM243 207V206H242ZM263 207H264V204H263ZM262 207V208H263ZM33 208V207H32ZM50 209H52L51 207H49ZM57 208V207H56ZM69 207H67V208H65V209H68ZM101 208H103V207H101ZM110 208V207H109ZM170 208V207H169ZM178 208V209H177ZM196 208V207H195ZM199 208H197V210L199 209ZM200 208V209H201ZM228 208V207H227ZM240 208V207H239ZM70 209V208H69ZM75 208H73V210H74ZM91 209V208H90ZM99 209V208H98ZM97 208H96V210L98 211V213H99V215L101 214L99 211L101 210V209H99L98 210ZM112 209H110V210H112ZM155 209V208H154ZM154 209H152V210H154ZM165 209V208H164ZM175 209V208H174ZM176 209L177 210H179V207H176ZM199 209V210H200ZM212 209V208H211ZM211 209H206V212H208V210L211 212ZM242 209H246L245 207H243ZM242 209L240 210V211H238V212H240V214H241V211H242ZM261 209V208H260ZM87 210V209H86ZM92 210V209H91ZM94 210V209H93ZM112 210V211H113ZM159 210V209H158ZM215 210V209H214ZM216 210H218V208L216 209ZM228 210V209H227ZM232 210H233V208H232ZM248 210V209H247ZM252 211V209H249V211ZM46 211V210H45ZM48 211V210H47ZM56 211H58V209L57 210H55V209H53V212H55V214H53L52 216H53V218L52 219H56V222H59L60 223V227L62 226L61 224L62 223H65L64 225H65V227L66 228H68V229H66V230H70V232L71 233H73V235H72V238H74V239H76V237H74L75 235V233L74 232H76V234L77 233H79V235H84L85 233L87 234V232H85V229H87V228H80V226H78V225H75L76 223H74V222H72V221H70V219H68L67 217L66 218H64L63 216L64 215H66L65 213H68V212H65V210H63L65 213H61V216H59L58 217V214L60 213H56ZM82 211V210H81ZM97 211H96V213H95V215L96 216H99L98 215V213H97ZM111 211V213L113 214V212ZM176 211V210H175ZM205 211V210H204ZM221 211H223V207H222V210ZM237 211V210H236ZM250 211V212H251ZM262 211V210H261ZM263 211H264V209H263ZM33 212V211H32ZM166 213H167V211H165ZM180 212H181V209H180ZM185 211H184V209H183V213H184ZM191 212V211H190ZM190 212H189V215H190ZM232 212V211H231ZM229 210H228V215L231 213ZM238 212H236L237 214H238ZM243 212V211H242ZM256 212V211H255ZM82 213H83V211H82ZM90 213V212H89ZM196 213V212H195ZM227 213V212H226ZM244 214H246V215H251V214H253L254 212L252 211L250 214L248 213H245V212H243ZM242 213V214H243ZM257 213V212H256ZM256 213L254 214V215H256ZM38 214V213H37ZM39 214H41L40 212H39ZM43 214V216H44V213H42ZM72 214V213H71ZM85 215L87 214V213H84ZM114 214H116L115 212H114ZM113 214V215H114ZM170 214V213H169ZM185 214H186V212H185ZM184 214V215H185ZM211 215L212 213H206V215ZM232 214V213H231ZM243 214V215H244ZM26 215V216H25ZM28 215H30V214H28ZM47 215V214H46ZM69 215V214H68ZM67 215V216H68ZM75 215H76V213H75ZM75 215L74 214H72V216L73 217H75ZM82 214H78V216H81ZM90 214H87V216H89ZM103 214H101V216H102ZM111 216V218L112 219H115V217L114 216ZM188 215V216H189ZM217 215V214H216ZM242 215V216H243ZM257 215H262V214H260V213H258ZM77 216V215H76ZM87 216H85L86 218H87ZM161 216H162V213H159L158 214V216L156 217L157 218V220H158V222L156 223V224H154V225H150V226H148V225H146V226H148L147 228H145L144 230H143V232H141V233H143V240H141V242H140V244H141V246L140 247H136V246H133V247H131V248H129V249H127V250H124V252L122 253V254H120L119 255V257H118V259H116L115 261H113V260H110V258L108 257V248L107 247H105L104 245H102V240H101V237H100V235L99 236H97V237H95V236H93L90 240L92 241L93 240V242H92V244H91V249H92V251H93V256H92V258H93V262H92V264H151L150 262H151V258H152V254L153 253H156L157 254V256L158 257H160L161 258V260H160V262H162V261H164V262H166V260L167 259H174V258H176V259H179V258H184L185 257V253H183V252H180V251H177V249H176V245H174V244H176L175 243V241H177L176 239H175V241H168V240H166V239H164V238H162V236H161V234H162V231H163V228H162V226H165L166 225V223L163 225V222H165V221H163L164 219H162L161 220ZM163 216H164V213H163ZM162 216V217H163ZM167 216H168V214H167ZM182 216H183V214H182ZM212 217H214V215L212 214L211 215ZM234 217H232V218H235L236 217V214L235 215H233ZM24 217H27L28 218V220H27V218H26V220H27V222H26V220L24 219ZM34 217V216H33ZM82 217L83 218H80V219H84L85 217H84V215H82ZM184 217H185V219H186V216H183V219H184ZM239 217H241L240 215H239ZM251 217V216H250ZM255 217V216H254ZM30 218V219H29ZM44 217H42V219H43ZM51 218V217H50ZM76 218H79V217H76ZM86 218L84 219L85 221H86ZM89 218V217H88ZM99 218H101L100 216H99ZM120 218V217H119ZM215 218V217H214ZM41 219V220H42ZM47 219V218H46ZM92 219H93V217H92ZM219 219V218H218ZM229 219H231V218H229ZM244 219H246L245 217L244 218H242V220L240 219L239 221H244ZM88 220H90V219H88ZM87 220V221H88ZM108 220V219H107ZM149 220V219H148ZM232 220L233 219H231V223H230V220L228 221V219H227V221H228V223H230V232H228V236H231V239L233 238V236L235 235V232H237V231H234L235 229H233L232 230V227L231 226H233V224H232ZM234 220H238L237 218L236 219H234ZM48 221H50L49 219H48ZM100 221H102V220H100ZM113 221V223H115L114 222V220H112ZM111 221V222H112ZM117 221V220H116ZM198 221V220H197ZM203 221V220H202ZM201 221V222H202ZM219 221V220H218ZM28 222L29 223H31V224H28ZM37 222H38V220H37ZM54 222V221H53ZM89 222V221H88ZM87 222V223H88ZM215 222H216V220H215ZM220 222V221H219ZM117 223V222H116ZM116 223H115V225L114 226H116ZM119 223H120V221H119ZM171 223H172V221H171ZM176 223H180L179 221L178 222H176ZM187 223V222H186ZM195 223V222H194ZM193 222L190 224V225H188V227L192 230V232L194 231V232H196L197 233V235H198V237L201 239V238H203V236H202V234L203 233H201L203 230H201V229H199L200 227H199V225L197 226V225H195ZM95 224V223H94ZM118 224V223H117ZM150 224V223H149ZM170 224V223H169ZM172 224H175V222L174 223H172ZM183 225L184 226V224H183V222L182 223H180V225ZM200 224V223H199ZM217 224H219V223H215V225H217ZM220 224L222 225V222H220ZM232 224V225H231ZM39 225V224H38ZM45 225H47V226H45L46 228L47 227H49V225L48 224H45ZM112 225V224H111ZM110 225V226H111ZM167 225H168V223H167ZM166 225V226H167ZM244 225H245V223H244ZM106 226H108L107 224H106ZM118 226V225H117ZM120 226V225H119ZM144 226V225H143ZM218 226V225H217ZM64 227V226H63ZM237 228H238V225L236 226ZM53 228V229H52ZM144 228V227H143ZM214 228V227H213ZM223 228V227H222ZM260 228H261V230L262 231H264V222L262 223V222H260ZM50 229H52V230H54V227L53 226H51L50 228H49V230ZM102 229V230H101ZM100 229V232H99V234L101 233V231H103V228H101ZM110 229V228H109ZM129 229V228H128ZM61 230V229H60ZM59 230V231H60ZM98 230V229H97ZM96 230V231H97ZM140 230V229H139ZM199 230H201V231H199ZM214 230H217L218 232H219V230L217 229V227L215 226V229ZM224 231V229H221V231ZM237 230V229H236ZM116 231H117V229H116ZM141 231V230H140ZM220 231V232H221ZM61 233L63 232V231H60ZM67 232V231H66ZM65 232V233H66ZM189 232V231H188ZM35 234V235H33L34 237L37 235V233H38V236H41L42 238H40V239H45V241H46V239L49 241H46V243H42L41 242V240L40 241H38V244H41V246L39 247V248H37V249H34L33 250V248H32V250L30 249V250H27V251H25L24 249H22V246H23V248L25 247V241H23V238H24V236H29V235H27V234ZM65 233H63L64 234V238H63V241L64 240H68L67 239V236L65 235ZM68 234H69V232H67ZM90 233V232H89ZM112 233L114 234V231L112 230ZM140 233V232H139ZM102 234H103V232H102ZM101 234V236H102V238H103V235ZM122 234V233H121ZM220 234V233H219ZM219 234H218V237H219V240H220V236H219ZM78 235V234H77ZM78 235V236H79ZM237 235V234H236ZM238 235H240L239 233H238ZM38 236H36L35 238L37 239V237ZM85 236V235H84ZM84 236H83V238H84ZM174 236H175V234H174ZM246 236V235H245ZM31 237H32V235H31ZM89 237V236H88ZM88 237H86L85 236V238H88ZM95 237V238H94ZM237 237V236H236ZM248 237V236H247ZM251 237H253V235L252 234H249V238H251ZM39 238V237H38ZM66 238V239H65ZM71 238V236H70V238L69 239H72ZM234 238H235V236H234ZM50 239V240H49ZM82 239V238H81ZM89 239V238H88ZM106 239H107V237H106ZM187 239V238H186ZM188 239H191V240H193V237H192V235H191V233L188 235ZM205 239V238H204ZM206 239H208V237L206 238ZM218 239V238H217ZM52 240V241H51ZM60 240V239H59ZM84 240V239H83ZM82 240V241H83ZM105 240V239H104ZM139 240H140V238H139ZM51 241V242H50ZM188 241V240H187ZM204 241V240H203ZM202 241V242H203ZM40 242V243H39ZM44 242V241H43ZM65 242H67V241H65ZM68 242H70V241H68ZM78 242H80V240L78 241L77 240V243ZM184 242V241H183ZM190 242V241H189ZM204 242H206V240L204 241ZM208 242V241H207ZM209 242H210V240H209ZM221 243L220 244H224L222 241H220ZM229 242V241H228ZM24 243V244H23ZM55 243H57V241L55 242ZM60 243V241L58 242V244ZM86 243H89V240H88V242H86V240H85V244ZM219 243V242H218ZM217 243V244H218ZM32 244V243H31ZM30 244V245H31ZM194 244H195V242H194ZM61 244H59V247H61L60 246ZM193 245V244H192ZM206 245V244H205ZM204 245V246H205ZM116 246V245H115ZM198 246H200V245H198ZM197 246V247H198ZM218 246L219 245H216V248H218ZM70 248V249H69ZM63 250H64V248H63ZM83 250V249H82ZM76 251H78L77 249H76ZM246 251L247 252H249V258H251L252 259V263L253 264H264V249L263 250H261L260 248H249V247H247V249H246ZM63 252H65V251H63ZM73 252L75 253L74 255H73ZM221 252V251H220ZM236 252L238 253V249L236 250ZM79 253V252H78ZM80 253H82V252H80ZM64 254V253H63ZM62 254V255H63ZM231 254V253H230ZM61 255V254H60ZM81 255V257H83L84 255L83 254H80ZM83 255V256H82ZM74 256V257H73ZM76 256H78L77 254H76ZM188 257V256H187ZM25 258V259H24ZM86 259H88V258H86ZM172 259V260H173ZM185 259V258H184ZM188 259H189V257H188ZM187 260V259H186ZM205 260V259H204ZM112 261V262H111ZM173 261H175V260H173ZM178 261V260H177ZM185 261V260H184ZM184 261H182V262H184ZM215 262H214V264L216 263V261L217 260H214ZM79 262V261H78ZM159 262V263H160ZM179 262H180V260H179ZM188 262H191V261H188ZM203 262V261H202ZM220 264H221V262L220 261H218ZM81 264V263H80ZM161 264V263H160ZM202 264H204V262L202 263Z\"/></svg>",
    "mask_w": 264,
    "mask_h": 264
}]
</instances>
